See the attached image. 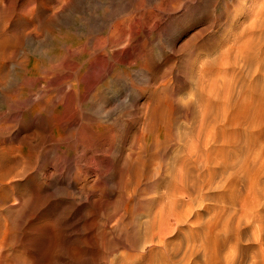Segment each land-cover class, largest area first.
<instances>
[{
  "label": "rangeland",
  "instance_id": "374dc122",
  "mask_svg": "<svg viewBox=\"0 0 264 264\" xmlns=\"http://www.w3.org/2000/svg\"><path fill=\"white\" fill-rule=\"evenodd\" d=\"M1 2H0V21H1V24H3L2 26H1V24H0V26L1 27H4V29L3 30H9V28H10V30H9V32L8 31H4V33H3V31H1L0 32V35L2 34V39H4L3 40V44L4 45H2L1 43H0V60H2V61H0V68H2V67H4V68H2V70H4L3 71V73H2V71H0V79L3 81H0V93H1V95L4 93V94H6V95H2V97H1V95H0V127H2V128H0V130L2 129V133H1V131H0V135H2V136H0L2 139H0V180H1V182H0V264H119L120 262H122V261H124L125 260V258H126V256L125 255H127L128 254V252H132L133 251V247H135V246H139L140 244H139V242H140V234H138V228H139V231H140V224H141V222H142V220L143 219H145L146 218V214L147 213H145L146 211V209H147V207H148V205H149V202L147 201V200H142L141 199V201H140V197L138 198V196L136 195V197L135 196H133V197H129V192H130V189H131V186L133 187V186H136V183H131L129 186H128V183H127V179L129 178V177H127V176H130V175H133V172L131 171V170H129V165H130V159L128 158V153L131 151L130 149H132L133 148V144H134V142H135V140L137 139V137L135 136V135H138L139 134V132H140V129H141V126H139V125H141L142 123H143V115L142 114H144L145 113V109H144V105H145V100H146V98L148 97V96H150V95H153L154 94V96L156 95V94H158L159 93V90L162 92H160L159 94H161V95H158V96H164L165 97V95H166V91H169V90H167V88H169L170 89V91L169 92H172V94L171 93H168V95H169V97H168V95H166L167 97H165L166 99L168 98H170V99H172V100H170L171 101V103H172V107H173V113H172V116L174 117V116H178L177 118L176 117H174L173 119L175 120H173L174 122V124L175 125H173V133H174V135L176 136V135H178L179 134V132H180V126L179 125H185V124H187L188 122H189V120L191 121L192 119H193V115L195 114V111H197V108H196V105H195V103H193V101H192V103L190 102V101H188V100H186V98L188 97V94L189 95H191V93L193 92V89L190 87L191 86V75H189V72H190V74H194L195 72H196V65H198L199 64V59H200V57L199 56H201L202 55V57H203V59L207 62L208 61V59H209V61L208 62H212L211 64H215L214 66H212V65H209L208 64V62H207V64L211 67H209L208 66V68H210L209 70V74H210V72H214L216 69H217V65H218V67H220V71H221V73H220V76H223V75H225L224 77L225 78H228L227 80H224V77H219L220 78V81L222 80V81H226V83H230V84H228L229 86H228V89H227V87H226V84H225V82H224V84H222V83H219V84H221V85H219V86H221L222 87V90H221V87L219 88V90H221V94H219L220 93V91L218 90V87H217V90L216 89H213V91L211 92V90H210V92L208 93V91L209 90H207L206 91V94H209L210 95V93L212 94V93H214L215 94V92L217 93V91H219V93H218V95L217 96H221V98H222V94L224 93V96H223V98L225 97V95H226V93L228 92V90H229V88H231V90H232V92H231V94L234 92L236 95H233V97H231V94H230V97H225L226 99L227 98H229V100L231 99V101H230V103H227L229 100L227 99V101L225 102V98L223 99V101L221 100V98L219 97H217L218 99H216V96L215 95H213V96H210L209 97V95H207V99H211V104H210V102H208L207 104V109H210L209 111H207V113H208V120H211L212 118H214V116H215V111L217 112V110H215V109H218V111L220 112V110H224L225 108H226V111H227V107L229 106L230 108L228 109L229 111H227L228 113H225L224 111L221 113L220 112V118H222L221 119V121L224 119V121H227V122H221V126H222V129L220 130L221 132H223V133H229V134H237V132H238V134H240L241 132H247L249 135L251 134H253V137L254 136H256V137H260V139H261V142H259V143H257V144H255V146H254V149L256 150V153H257V156H258V158H259V160H263L264 159V120H263V122H261L262 124H260V122L259 121H261L262 119H264V110L263 109H261L262 111H263V113H262V111H260L259 110V107H260V105L262 106V104H263V106H264V103H263V101H262V98L264 99V96L262 95L263 93H264V78H263V72H264V63H263V61H264V56H262L263 55V49H264V46H262L264 43V37L263 38H261L262 36H264V34L263 33H261L262 34V36L260 35V34H257V35H260V36H258V37H256V34H255V32L258 30H256V28H252V27H249L248 26V24H250V26H251V21L248 23V21L251 19V17H249V16H251V15H249L250 14V12L249 11H251V5L252 4H250V1H247V2H242L241 3V9H242V11L240 12V14H238V16H237V19H236V22H234L235 24H236V26L234 27V25L233 24H231V26H230V23L229 22H227V23H224L225 22V17H227L228 15L227 14H229V9L227 10V8H228V6L230 5V4H232L233 2H234V0H209L210 2H208V0H207V6L209 7L208 9L209 10H207V12L204 10L205 8H204V6H199V8L197 7L196 8V6H194L192 9H191V11H190V17H189V13H188V15L186 14V16H184V13H185V7H182V6H186L185 4L186 3H188V1L187 2H185L186 0H178V2H177V0H171V2H172V4H170L169 2L166 4V5H164L165 7H164V10H162L161 9V11H160V7H159V9H158V7L155 9V7L157 6L156 4H157V0H153L154 2H156L155 4H153L154 2L152 1V0H140L141 2H139V0H124V1H127V3L126 2H124L123 0H70L71 1V4H70V2H68V1H64V3H63V0L62 1H56V0H46V2H49L50 3V5H48L49 3H45L44 1L45 0H0ZM29 1V3L28 4H26V2H28ZM33 1V2H32ZM73 1V2H72ZM81 1V2H80ZM92 1H94L93 3H92ZM120 1V2H119ZM135 1V2H134ZM137 1V2H136ZM151 1V2H150ZM183 3V5H179V4H182L181 2ZM193 1H195V0H193ZM215 1H217V3H215ZM223 1V2H222ZM241 1V0H240ZM37 2V3H36ZM42 4H41V3ZM44 2V3H43ZM62 2V3H61ZM68 2V3H67ZM87 4V3H92L91 5L90 4H85V3ZM103 2V3H102ZM122 2H124V3H122ZM129 2H130V5H128L129 4ZM147 2V3H146ZM174 2H175V4H174ZM178 4H177V3ZM213 2V3H212ZM249 2V3H248ZM34 3H35V5H34ZM55 4V6L54 5H52V4ZM57 3H60V4H57ZM76 5H75V4ZM84 3V4H83ZM100 3V4H99ZM136 3V4H135ZM142 4L141 5V7H140V4ZM145 3V4H144ZM196 2H193V5L195 4ZM213 5H212V4ZM225 3V4H224ZM244 3H245V5H244ZM248 3V4H247ZM14 4H16V5H14ZM22 4V5H21ZM58 6H57V5ZM63 4H66V5H64L63 6ZM77 4H79V5H77ZM109 4V5H108ZM127 7V8H125V9H122V10H127L128 11V9H130V8H134V6L135 7H140V8H142L141 10L139 9V11L138 12H140V11H142L143 9H145V10H149L148 12L150 13V15H151V17H152V19H155V22H154V20H152V25H150V26H152V27H150L149 28V34H148V36H146L147 38H146V41H148V44L147 45H145V47L147 48H142V49H136L135 51H134V55L135 54H137L138 53V55L140 56H134L133 55V53H130V55L129 54H126L127 56H125L124 54H122V55H120L118 52L117 53H115V55L113 56V58L114 59H109V64L107 63V65H106V63H104L105 61H104V56H102L103 55V53L101 52L102 50H101V47H98L99 46V43H100V41H101V39H102V36H104V34H105V32L107 31V30H109V27H110V25H112L113 23H115V22H117V21H119V20H121L122 18L123 19H125L127 16H128V14H127V12L126 11H123L122 12V10L121 11H119V12H116L115 13V11L113 10L114 8H117L118 6H124V5ZM132 4V5H131ZM134 4V5H133ZM170 4V5H169ZM175 5V7H173L174 5ZM178 6H177V5ZM224 4V5H223ZM244 5V9H243V5ZM5 5V6H4ZM30 5H32V6H30ZM34 5V6H33ZM37 5V6H36ZM40 5V6H39ZM62 5V6H61ZM69 5V6H68ZM71 5V6H70ZM83 5V6H82ZM93 5V6H92ZM152 5H153V7H152ZM156 5V6H155ZM212 5V6H211ZM214 5H217V6H215L214 7ZM220 5V6H219ZM258 5V6H257ZM13 6V7H12ZM21 6H22V8H21ZM44 6V7H43ZM54 6V7H53ZM59 6H61V7H59ZM66 6V8H64ZM68 6V7H67ZM77 6H79L78 8H77ZM82 6V7H81ZM90 6V7H89ZM133 6V7H132ZM144 6V7H143ZM170 8H172V9H170ZM181 6V7H180ZM231 6V5H230ZM229 6V7H230ZM255 6H257V8L255 7ZM15 7L17 8V9H15ZM33 8V7H36V8H34V9H30V8ZM38 7H40V8H38ZM42 7H43V9H42ZM50 7H52L53 9H51ZM58 9V11H57V9ZM72 7V9H70V8ZM84 7V8H83ZM88 7V8H87ZM92 7V8H91ZM94 7V8H93ZM149 7V9H147ZM167 7H168V9H167ZM178 7V9H176ZM214 7V8H213ZM247 7V8H246ZM250 7V8H249ZM30 9V10H27V9ZM47 8H49L47 11H46V9ZM89 8H90V10H89ZM150 8H152V10H150ZM163 8V7H162ZM204 8V9H203ZM212 8V9H211ZM258 8H260V2L257 4V3H255V4H253V10L255 11V10H257ZM2 9V10H1ZM5 9V10H4ZM6 9L8 10V11H10L11 9H12V11H10V14H9V12H7L6 11ZM14 9V10H13ZM20 9V10H19ZM22 9V10H21ZM37 9V10H36ZM55 9V10H54ZM61 9H62V11H61ZM78 9H80V10H78ZM88 9V10H87ZM92 9V10H91ZM99 9V10H98ZM165 9H166V11L167 12H165ZM182 9V10H181ZM194 9H196L195 10V12H194ZM219 9V10H218ZM246 9H247V11H246ZM33 10V11H32ZM39 10V11H38ZM54 10V12H52V11ZM59 10H60V12H59ZM64 10V11H63ZM65 10H66V12H65ZM72 10H74V11H72ZM77 12H76V11ZM82 10H84V12L82 11ZM107 12H106V11ZM158 10V11H157ZM169 10L171 11V12H169ZM174 10V11H173ZM197 10H199V11H197ZM202 10L203 11H205V12H203V14H202ZM211 10L213 11V13H211ZM226 10V11H225ZM4 11V13L2 14V12ZM6 11V12H5ZM13 11H15V12H13ZM19 11V12H18ZM24 13H22V12ZM27 11H29V12H27ZM35 11H37V13L35 12ZM42 11V12H41ZM43 11H45V12H43ZM81 11V12H80ZM163 11V12H162ZM194 13H193V12ZM210 11V13H208ZM244 11V12H243ZM245 11H246V14H245ZM253 11V12H254ZM13 12V13H12ZM25 12H26V14H25ZM34 14H33V13ZM41 12V13H40ZM51 12V13H50ZM63 12H64V15H65V18H64V20L66 19L67 20V22L70 24H68V23H66V21L64 22V20H59L58 18H59V16L61 15V14H63ZM76 12V13H75ZM93 12V13H92ZM94 12H95V14H94ZM104 12H106V14L104 13ZM111 12V13H110ZM114 12V13H113ZM126 12V14H124ZM152 12H153V15H152ZM159 12V13H158ZM160 12H162V13H160ZM165 12V13H164ZM184 12V13H183ZM223 12V13H222ZM6 13H8L7 15H6ZM16 13H18V14H16ZM30 13V14H29ZM50 13V14H49ZM54 13V14H53ZM65 13H67V18H66V14ZM70 13V14H69ZM73 13V14H72ZM110 13V14H109ZM157 13V14H156ZM168 13V15H166ZM176 14V16H175V14ZM183 13V14H182ZM192 13V14H191ZM216 13H217V15H219V16H217L216 15ZM222 13V14H221ZM247 13H248V15H247ZM13 14V15H12ZM19 14H21L20 16H19ZM23 14V15H22ZM46 14H49V15H46ZM53 14V15H52ZM72 14V15H71ZM75 14V15H74ZM85 14V15H84ZM103 14H105L104 16H103ZM107 14H109V16H111V17H108V15ZM114 14V15H113ZM120 14H124L123 16L121 15L120 16ZM170 14L173 16V18H174V20H173V18H172V16H170ZM182 14V15H181ZM195 14V15H194ZM196 14H197V16H196ZM199 14V15H198ZM214 14V15H213ZM223 14H224V17H223ZM245 14V15H244ZM12 15V16H11ZM36 15V16H35ZM40 15V16H39ZM98 15V16H97ZM118 15V16H117ZM194 15V16H193ZM208 15V16H207ZM226 15V16H225ZM241 15H244V16H241ZM1 16H4L3 18L1 17ZM7 16V17H6ZM26 16V17H25ZM33 16V17H32ZM35 16V17H34ZM42 16V17H41ZM48 16V17H47ZM50 16H52V17H54V18H56L57 17V19L59 20L56 24H57V26H55L54 24H52V25H50V26H48V21H49V17ZM68 16H69V18H68ZM92 16V17H91ZM97 16V17H96ZM114 16V17H113ZM169 16V17H168ZM188 16V17H187ZM200 16V17H199ZM204 16V17H203ZM207 17V19H206V17ZM211 17L210 19L208 18V17ZM213 16H214V18H216V20L213 18ZM220 16L222 17V18H220ZM9 17V18H8ZM18 17H19V19H18ZM20 17H21V20H22V17H23V22L25 23H23L22 21L20 22V21H18V20H20ZM73 17V18H72ZM83 17V18H82ZM104 17V18H103ZM154 17V18H153ZM160 17V18H159ZM168 17V18H167ZM181 17V18H180ZM184 17V18H183ZM199 17V18H198ZM250 18L249 20H245V18ZM4 18H6L7 19V22H8V24H7V26H6V24H4L6 21V19H4ZM29 18H32V19H29ZM34 18V19H33ZM80 18L83 20H80ZM109 20H108V19ZM113 18H115V19H113ZM119 18H121V19H119ZM157 18V19H156ZM172 18V19H171ZM176 18H177V20H176ZM180 18V19H179ZM183 18V19H182ZM187 18H189V20L187 19ZM201 18V19H200ZM220 18V19H219ZM223 18H225L224 20H223ZM246 18V19H247ZM10 19V20H9ZM17 19V20H16ZM38 19H39V21H38ZM42 19V20H41ZM45 19V20H44ZM69 19V20H68ZM91 19V20H90ZM97 19V20H96ZM122 19V20H123ZM169 19V20H168ZM178 19H179V21H178ZM187 19V20H186ZM191 19H192V21H191ZM206 19V20H205ZM12 20H13V22H12ZM29 20H31L30 22H29ZM106 20V21H105ZM114 22H113V21ZM117 20V21H116ZM168 20V21H167ZM176 20V21H175ZM185 20V23L184 22H182V21H184ZM214 20V21H213ZM219 20V21H218ZM239 20V21H238ZM5 21V22H4ZM10 21V22H9ZM27 21V22H26ZM70 21H71V23H70ZM88 21V22H87ZM90 21V22H89ZM96 21V22H95ZM109 21H111V22H109ZM157 21H159V22H161V24L159 23V22H157ZM164 21V22H163ZM174 21V22H173ZM189 21V23H186V22H188ZM223 21V22H222ZM3 22V23H2ZM36 22V23H35ZM42 22V23H41ZM62 22V23H61ZM65 24H64V23ZM99 22V23H98ZM105 22V23H104ZM111 23V24H107V23ZM154 22V23H153ZM167 24H166V23ZM218 22V23H217ZM14 23V24H13ZM16 23V24H15ZM18 23V24H17ZM19 23H21V24H19ZM45 23H47V24H45ZM81 23V24H80ZM95 23V24H94ZM102 23V24H101ZM156 23H157V25H156ZM162 23H163V25L165 26H163L162 25ZM165 23V24H164ZM177 23L179 24V26L177 25ZM240 23H242V24H240V26H237V25H239ZM9 24H11V25H9ZM24 24V25H23ZM30 24V25H29ZM61 24V25H60ZM92 24H94L95 26H93ZM104 24V25H103ZM185 24V25H184ZM215 25V24H217V25H215V26H213V25ZM223 27V29H222V31H221V29L220 28H222L220 25ZM224 26H223V25ZM5 25V26H4ZM14 25H16V26H14ZM17 25H19V26H17ZM21 25H22V27H21ZM35 27H34V26ZM43 25V26H42ZM47 25V26H46ZM55 27H54V26ZM92 25V26H91ZM102 25V28L100 27ZM109 25V26H108ZM154 25H156L157 27H155ZM159 25L161 26V27H159ZM168 25V26H167ZM226 25V26H225ZM228 25L231 27V28H228ZM244 25H245V27H246V25L249 27V28H247V29H245V28H242V27H244ZM10 26V27H9ZM14 26V27H13ZM24 26V27H23ZM30 28H29V27ZM37 26V27H36ZM42 26V27H41ZM68 27V29L66 28V27ZM90 28H89V27ZM0 27V30H2V28ZM17 27V29H15V30H13V28H16ZM19 27H21V29L19 28ZM34 27V28H33ZM39 27V28H38ZM50 27V30L52 31V32H54V33H56L57 35H59L61 38H63V37H66V36H64V33H65V35H67V37H71V36H75V38H76V41H77V43L74 45V46H72V48L69 50V52L68 51H66V50H64V47H62V45H60V44H58V43H56V42H54L53 40H52V36L51 35H49V33H47L48 31H47V28H49ZM53 27L55 28V30L53 29ZM56 27H58L57 28V30H56ZM76 27H78L77 29H75ZM99 27H100V30H99ZM168 29H167V28ZM172 27V28H171ZM204 27V28H203ZM225 27H226V29L227 30H230V32H228V31H226L225 30ZM241 27V28H240ZM7 28V29H6ZM25 28H26V30H25ZM27 28H29V29H27ZM31 28H33L34 29V31H36V32H34L33 31V29H31ZM86 28V29H85ZM94 28V29H93ZM97 28H98V30H97ZM108 28V29H107ZM155 28V29H154ZM161 28V29H160ZM162 28H164L165 30H163ZM171 28V29H170ZM233 28H235L234 30H233ZM239 30V31H237V29ZM253 29V30H255L254 32H252L251 31V33L249 32L250 30L249 29ZM19 29V30H18ZM44 29V30H43ZM59 29V30H58ZM92 31H91V30ZM96 29V30H95ZM102 29V30H101ZM107 29V30H106ZM156 29H157V31L158 32H156ZM242 29H244L246 32L244 33L243 31H242ZM32 30V31H31ZM43 30V31H42ZM46 30V31H45ZM76 30V31H75ZM90 30V31H89ZM154 30V31H153ZM169 30H173L172 32L171 31H169ZM201 30V31H200ZM216 30V31H215ZM231 30H233L234 31V34H232L233 33V31H231ZM18 31V32H17ZM20 31H21V33H20ZM24 31V32H23ZM59 33H58V32ZM96 31H98L97 33L98 34H96ZM166 31V32H165ZM170 33H172V34H170ZM176 31V32H175ZM222 33V32H224V33H220V32ZM242 31V32H241ZM247 31H248V34L250 33L251 35L252 34H255V35H253V36H251V38H250V36L248 35V34H246L247 33ZM38 32V33H37ZM39 32H40V34H39ZM44 32V33H43ZM76 32H78V33H76ZM92 32V33H91ZM157 33V34H153V33ZM163 32V33H162ZM7 33V34H6ZM9 33V34H8ZM10 33H14L13 35L14 36H12V38H15L14 40L11 38V35H10ZM27 33V34H26ZM31 33V34H30ZM43 33V34H42ZM88 33H90V34H88ZM167 33V34H166ZM170 34V37H169V34ZM175 33V34H174ZM193 33V34H192ZM217 33H220V34H217ZM5 34V35H4ZM18 36H17V35ZM26 34V35H25ZM48 34V35H47ZM102 34V35H101ZM159 34V35H158ZM228 35V37H226L227 35ZM237 34V36H236V38H237V43H235L236 42V38H235V35ZM242 34H244L245 36H248V37H245V39L244 38H242L240 35H242ZM6 36L5 38H4V36ZM15 35H16V37H15ZM21 35V36H20ZM23 35L25 36L24 37V39L22 38L23 37ZM29 35V36H28ZM37 37H39V38H37ZM43 35V36H42ZM93 35H95V37L93 36ZM96 35H101L100 36V38H97V37H99V36H96ZM219 35H221V36H219ZM232 35H234V37L233 38H235L234 40L233 39H231L232 37L231 36ZM244 35H243V37H244ZM31 36V37H30ZM41 36V37H40ZM47 36V37H46ZM63 36V37H62ZM161 38H160V37ZM176 37V39H175V37ZM224 36V37H223ZM255 36V38H257V39H255V41L256 42H258V41H260V43L262 44H260L261 45V47H263L262 48V51H261V47H260V45H258V46H255V44H256V42H254V39H252V37H254ZM8 37V38H7ZM26 37H27V39H26ZM48 37L50 38V39H48ZM89 37V38H88ZM94 37V38H93ZM152 37V38H151ZM167 37V38H166ZM219 37V38H218ZM231 37V38H230ZM0 38V39H1ZM8 39V41H7V39ZM10 38V39H9ZM20 38V39H19ZM37 38V39H36ZM42 40H41V39ZM45 38V39H44ZM47 38V39H46ZM80 38V39H79ZM158 38V39H157ZM217 38V39H216ZM225 38L229 41H227V40H225ZM230 38V39H229ZM238 38L240 39V40H238ZM247 38V39H246ZM261 38V39H260ZM31 39L33 40V41H31ZM88 39H89V41H88ZM97 40V41H95V40ZM152 39V40H151ZM218 39H220V41L218 40ZM223 39V40H222ZM11 42H13V43H11ZM17 40V41H16ZM28 40H30V41H28ZM34 40H36L37 41V43H35V41ZM40 40V41H39ZM48 41V42H46V41ZM90 40H91V43H90ZM92 40H94V41H92ZM99 40V41H98ZM167 40V41H166ZM212 40H213V42H212ZM231 40H233V41H231ZM246 40H248V42H249V46L248 47H250L251 46V44H252V42H254L253 44H254V46L256 47V50H255V47L253 46V47H251L250 49L248 48V47H246V43H248ZM251 40V41H250ZM253 40V41H252ZM23 41H25L26 43H24ZM150 41H152V42H150ZM192 41V42H191ZM215 41L218 43V44H216L215 43ZM221 41L223 42V43H221ZM235 41V42H234ZM238 41H240V46H244V47H240L238 44H239V42ZM246 43H245V42ZM261 41H263V42H261ZM22 42V43H21ZM34 42V43H33ZM40 42V43H39ZM43 42H45V43H43ZM150 42V43H149ZM168 42V43H167ZM176 44H175V43ZM209 44V46H210V44H211V46L210 47H207L208 46V44ZM209 42H211V43H209ZM233 42L236 44H234V46L235 47H233L232 45H233ZM244 44V45H242V43ZM6 43V44H5ZM17 44V45H15V44ZM19 43V44H18ZM31 43H33L32 45H31ZM43 43V44H42ZM84 43V44H83ZM94 43V44H93ZM160 43V44H159ZM162 43V44H161ZM190 43V44H189ZM192 43V44H191ZM212 43H213V45L214 44H216V46L214 45H212ZM225 43H229V45L227 46ZM232 43V44H231ZM251 43V44H250ZM11 44V45H10ZM41 46H40V45ZM82 44L83 45H86V48L84 47V46H82ZM93 44V45H92ZM95 44L96 45H98V46H95ZM159 44V45H158ZM167 44V45H166ZM169 44V45H168ZM171 44V45H170ZM222 44V45H221ZM224 44V45H223ZM257 44H259V43H257ZM256 44V45H257ZM1 45H2V47H1ZM6 45V46H5ZM14 45V46H13ZM36 46V45H38L39 46V48H38V46L37 47H35V49L37 48L38 50H40V47L42 48V49H46V51H51L52 50V52H56V51H59V50H62L63 49V51L64 52H67V53H69L68 55H69V58L70 59H68V60H65V62H70V66L69 67H67V69L65 68V69H62V68H64V65L65 64H63V67H61L60 68V72H58V73H60V74H56V75H54V74H49L47 71H44V65H51L52 63L54 64V62L53 61H55V59L53 58V56L52 55H43V54H38V50L36 49V51H33L34 50V47L33 46ZM59 45V46H58ZM81 45V46H80ZM92 47H91V46ZM155 45H158V46H155ZM163 46V47H161V46ZM205 45H207V46H205ZM226 45V46H225ZM10 46V47H9ZM19 46H21V47H19ZM95 46V47H94ZM212 46H213V48H212ZM221 46H223V47H221ZM9 47V48H8ZM19 47V48H18ZM23 47V49H21ZM30 47V48H29ZM83 47H84V50H82L83 49ZM98 47V48H97ZM198 47V48H197ZM217 47H218V49L220 50V52L218 51V49H217ZM227 49H226V48ZM2 48V49H1ZM20 51H17V49ZM62 48V49H61ZM80 48V49H79ZM82 48V49H81ZM149 48V49H148ZM153 50H152V49ZM169 48V49H168ZM196 48H197V51L198 52H196ZM200 48V49H199ZM207 48H209V49H207ZM217 49V52H216V50L215 49ZM223 48V49H222ZM229 48H231L230 50H231V52H229L230 50H229ZM237 48H238V50L240 49V48H245V49H247V51L244 53V51H245V49H243L241 52H240V50L238 51L237 50ZM4 49V50H3ZM16 50V52L15 53H13L15 50ZM30 49V50H29ZM75 49H77L79 52H80V54H79V52L77 51V50H75ZM86 49V50H85ZM95 49V50H94ZM99 49V50H98ZM199 49V50H198ZM204 49V50H203ZM221 49L222 50H228V52H226V53H228L227 54V57L231 60L232 58H236L237 59V57H235V55H234V52L235 51H238V52H240V54H241V58L239 57V55H238V58H240V59H237V60H239L241 63H239V61H237V63H235L236 61L234 60H229L228 62H225L226 60H227V58L226 59H223L224 57H226V53H225V51L223 52V51H221ZM235 51H234V50ZM249 49V50H248ZM260 49V50H259ZM12 50H14V51H12ZM72 50V51H71ZM91 50H93V51H91ZM98 50V51H97ZM150 50V51H149ZM162 50V51H161ZM201 50V51H200ZM203 50V51H202ZM206 50V51H205ZM232 50H233V53H232ZM252 50V51H251ZM261 51V52H263V53H257L258 51ZM3 51V52H2ZM22 51H24V54H23V52ZM74 51H76V52H78V54L76 53V52H74ZM95 51V53H92V52H94ZM137 51H140V52H137ZM199 51H200V53H199ZM210 51V52H209ZM257 51V52H256ZM22 52V54H20ZM34 52V53H33ZM36 52V53H35ZM84 52V53H83ZM97 52H99V53H102V54H99V53H97ZM137 52V53H136ZM142 52V53H141ZM158 54H157V53ZM212 52V53H211ZM214 52H215V54H214ZM223 54H222V53ZM238 52H235V53H238ZM254 52H255V54H254ZM5 53H7V54H5ZM11 53V54H10ZM20 55H19V54ZM25 53H28V54H25ZM67 53H66V55H67ZM144 53V54H143ZM146 53H147V55H146ZM149 53V54H148ZM198 53V54H197ZM210 54L209 56L208 55H206V54ZM218 53V54H217ZM219 53H221L223 56H220L221 54H219ZM224 53H225V55H224ZM229 53H231V54H229ZM242 53H243V55H242ZM253 55H252V54ZM1 54H2V57H1ZM5 54V55H4ZM74 54V55H73ZM92 54V55H91ZM98 54V55H97ZM133 56H132V55ZM141 54V55H140ZM150 54L152 55V56H150ZM160 54V55H159ZM219 55V57L221 58L222 57V59L224 60H222L221 59V61L219 62V60L220 59H217V58H219V57H217V55ZM244 54H246L247 56L245 57V60L247 59L248 61H249V59L251 60V59H253V58H255V59H253V60H255V62H256V56L258 57V58H262L263 57V59H259V60H257V64L255 65V63H254V61H253V64H251L252 62H249L250 64H249V66L251 67H253V68H255L256 66L258 67V69H260L261 67H260V65H261V63H263L261 66H263V69L261 70H258V72H254V69H249V66H248V61H246V63H244L245 61H241V59L243 60V58L242 57H244ZM249 54H250V56L252 55V57H250L249 56ZM262 54V55H261ZM6 55H8V56H6ZM10 55V56H9ZM23 55V56H22ZM41 55V56H40ZM54 55H56L55 53H54ZM72 55V56H71ZM82 55V56H81ZM90 55V56H89ZM100 55V56H99ZM154 55H156V56H154ZM168 55H170V57L168 56ZM172 55V56H171ZM212 55V56H211ZM232 57V58H230V56ZM52 56V57H51ZM80 56V57H79ZM120 56H122V57H120ZM131 57H133V58H131L132 59V61L130 60V58ZM143 56V57H142ZM144 56H145V58H144ZM158 56H160V57H158ZM167 56V57H166ZM189 56H191V57H189ZM209 58H208V57ZM260 56H262V57H260ZM13 57V58H12ZM16 57V58H15ZM24 57V58H23ZM25 57H27L26 59H25ZM97 57V58H96ZM101 57V58H100ZM103 57V58H102ZM117 57H120V58H122V59H120V58H117ZM142 57V58H141ZM150 57V58H149ZM152 57V58H151ZM155 57H157V58H155ZM215 57H216V59H215ZM250 57V58H249ZM10 58H12V59H10ZM17 58H19V59H17ZM48 58H50V59H48ZM68 57H66V59H67ZM91 58V59H90ZM116 58H117V60H116ZM126 58H127V61H125L126 60ZM137 58V59H136ZM148 59L149 58V60H147L148 62H151V63H149L150 64V70L147 72V71H139L138 72V70H136L135 69V67H137V65H138V63H140V62H143L144 61V59ZM160 58H161V60H160ZM173 58V59H172ZM196 58V59H195ZM208 58V59H207ZM214 58V59H213ZM28 59V60H27ZM53 59V61H51ZM74 61H72V60ZM95 59H98V60H95ZM124 59V60H123ZM136 59V60H135ZM9 62H8V61ZM17 60H20L21 62H22V64H24V63H26V61L29 63V71H31V64H33L35 61H39L43 66H41V68H38V69H33L31 72H29V73H25L24 71H22V69H21V67H20V63L17 61ZM23 60V61H22ZM24 60H26V61H24ZM87 60V61H86ZM95 60V62H93ZM100 60V61H99ZM111 60V61H110ZM115 60V61H114ZM120 60L124 63V64H122V62H120ZM128 60L130 61V64L128 65ZM154 61V63H152L153 61ZM156 60V61H155ZM160 60V61H159ZM189 60V61H188ZM214 60V61H213ZM216 60V61H215ZM71 61H72V63H71ZM88 63H86V62ZM93 62V65H92V62ZM97 61H99L98 63L99 64H97V65H101V66H103L104 67V69H102L103 67H99V66H97L96 65V63H97ZM112 61H114V62H112ZM157 61L159 62V63H157ZM166 61V62H165ZM187 61H188V63H187ZM258 61H259V65H258ZM24 62V63H23ZM52 62V63H51ZM56 62V61H55ZM76 62V63H75ZM89 62H90V64H89ZM162 62H164L163 64H161ZM214 62V63H213ZM217 62V63H216ZM220 63V65H219V63ZM224 62V63H223ZM232 64H230V63ZM234 62V63H233ZM7 63H9L10 65H12V67H11V69H10V65H8ZM12 63V64H11ZM74 63L76 64V71H78V73H81V75L83 76H86V75H88V74H90V76L88 75V76H86V77H84L85 79H87V80H89V84L87 83V85H88V88H87V85H85V88L83 89V91H88L90 94L91 93H95L96 92V96L95 97H97V94L99 93V92H97L95 89H96V86H98V87H100V93L99 94H101L100 95V97H97V98H95V101H93V102H91V106H92V108H87L85 105H83L82 103L83 102H81V100H83V98H85L86 97V99L88 98L87 96H89V97H91V95L90 94H88V92H86L85 91V97L83 96L79 101L78 100H76V102H74V105L72 104V106L71 107H69V108H67V114H69V116L66 114V115H64L65 117H63V120H61V122H62V125L61 124H59V123H57L56 124V121H55V123H54V119L51 117H49V115H51L52 116V113L54 112V113H56V111L57 110H63V109H66V107H65V105L64 104H62V99L63 98H61V96L63 95V83H62V78H61V76H63V75H67V76H69V75H72L74 72H76L75 71V67H74ZM77 63H79V64H77ZM103 63L105 64V65H103ZM111 63V64H110ZM198 63V64H197ZM226 63H229L230 65L228 66V64L227 65H223V64H226ZM2 64H4V65H2ZM52 64V65H53ZM97 66H95V65ZM113 64V65H112ZM152 64H154V66L152 65ZM161 66H160V65ZM170 64V65H169ZM186 64V65H185ZM193 64H194V66H193ZM222 64V65H221ZM233 64H235V66L233 65ZM79 65V66H78ZM82 65V66H81ZM89 65H91L92 67V69L89 67ZM187 66V67H184V66ZM188 65L190 66V67H188ZM240 66V69H239V66ZM248 67H247V66ZM9 66V67H8ZM13 66H14V68H15V70H14V68H13ZM78 66V67H77ZM85 66H87L86 68H85V70L83 71V69H84V67ZM106 66V67H105ZM112 66V67H111ZM159 66V67H158ZM163 66V67H162ZM222 66V67H221ZM227 66V67H226ZM230 66H233L234 68L232 69V67H231V69H230ZM237 66V67H236ZM7 67H8V69H7ZM70 67H72V72L70 71ZM74 67V68H73ZM108 67V68H107ZM110 67H111V69H110ZM115 67H118V69L117 70H121L120 72H119V74H121V72L123 71V70H126V71H129V75H128V79L127 78H122V79H125V80H121V78L119 79V78H112V74H113V69L115 68ZM151 67H152V69H151ZM157 69H156V68ZM192 67V68H191ZM223 67H226V68H228V69H230V70H228V74H227V72H225L226 74H224V72H223V70H225V69H223ZM242 67H243V69H244V71H243V73H245V74H243V73H241L240 71H242L243 69H242ZM244 67H246V68H244ZM256 67V68H257ZM80 68V69H79ZM90 68V69H89ZM102 69V72L99 70V69ZM107 68V69H106ZM126 68V69H125ZM180 68V69H179ZM189 68H191V69H189ZM194 68V69H193ZM213 68H216V69H213ZM222 68V69H221ZM249 69V71H248V69ZM42 69V70H41ZM62 69V70H61ZM79 69V70H78ZM98 69V70H97ZM155 69V70H154ZM186 69H188V70H186ZM213 69V70H212ZM235 69V70H234ZM237 69V70H236ZM246 69H247V72H246ZM7 72H6V71ZM63 70H65V72L63 71ZM88 70V71H87ZM92 70H93V72H94V70H95V73L97 72V73H100L99 75L101 76H99L98 74H95V73H92ZM111 70V72H107V71H110ZM136 70V71H135ZM152 70V71H151ZM159 70V71H158ZM186 72H185V71ZM194 72H193V71ZM212 70V71H211ZM227 70V69H226ZM238 70H240L239 72L241 73H239L238 72ZM251 70V71H250ZM9 71V72H8ZM12 71V72H11ZM16 71V73H14L13 74V72H15ZM62 71V72H61ZM91 71V72H90ZM150 71H151V73H150ZM163 71V72H162ZM187 71H188V73H187ZM235 71V72H234ZM237 71V72H236ZM261 71H262V73H261ZM5 72V73H4ZM46 72V73H45ZM68 72V73H67ZM70 72V73H69ZM87 72V73H86ZM89 72V73H88ZM132 72V73H131ZM134 72V73H133ZM146 72V73H145ZM161 72V73H160ZM185 72V73H184ZM193 72V73H192ZM229 72H234V73H229ZM252 72H254V73H256V75L254 74V73H252ZM1 73H2V75H1ZM10 73V74H9ZM40 73V74H39ZM48 73V74H47ZM77 73V72H76ZM85 73V74H84ZM91 73H92V78H91V82H90V77H91ZM106 73H108V75L110 76H108ZM111 73V74H110ZM150 73V74H149ZM156 74V75H154V74ZM159 73V74H158ZM164 73V74H163ZM240 74V75H237V74ZM249 73H250V75H249ZM259 73V74H258ZM9 74V75H8ZM23 74H25V76L23 75ZM95 74V75H94ZM106 74V75H105ZM132 74H139V75H137V76H134V77H132ZM147 74V75H146ZM153 74V75H152ZM163 74V75H162ZM187 74V75H186ZM234 74H236V75H234V80H233V82L231 81L232 80V77H233V75ZM247 74V75H246ZM254 74V75H253ZM15 75V76H14ZM26 75H27V77H30V78H28V79H26L27 77H26ZM40 75V76H39ZM50 75V76H49ZM58 75H60L59 76V78L57 77ZM76 75L77 74H75V78H74V80H76ZM160 75H162V76H160ZM187 77H186V76ZM227 75H229V76H227ZM245 75V76H244ZM248 75L250 76V77H248ZM259 75V76H258ZM263 75V76H262ZM3 76V77H2ZM6 76V77H5ZM11 76V77H10ZM23 76H24V78H23ZM44 76H48L49 77V81H48V84H47V81H45L44 79H42ZM54 76H56L55 78H53ZM96 76H99V77H96ZM105 76V77H104ZM107 76V77H106ZM152 76V77H151ZM190 76V77H189ZM219 76V75H218ZM231 76V77H230ZM236 76V77H235ZM241 77V78H239L238 79V81L240 82V83H238V87H237V83H235L236 82V79L238 78V77ZM251 76L253 77L252 79H254V80H251ZM257 76H258V78H257ZM32 77V78H31ZM35 77V78H34ZM38 77H40V78H38ZM50 77H52V78H50ZM89 79H88V78ZM109 77V78H108ZM131 77V78H130ZM142 77V78H141ZM169 77V78H168ZM263 79H262V78ZM3 78V79H2ZM5 78H6V80H5ZM13 80H12V79ZM37 78V79H36ZM93 78H96L95 80L96 81H93ZM97 78H99V80L97 79ZM130 78V79H129ZM137 78L139 79L140 78V80H138L137 81ZM145 78V79H144ZM159 78V79H158ZM218 78V77H217ZM229 78H230V80H229ZM236 78V79H235ZM242 78H244V79H246V82H244L243 80L244 79H242ZM248 78H250V80L248 79ZM260 81V78H261V82H259L257 79ZM16 79V81H14ZM21 79H23L22 80V82H21ZM29 79H31V80H29ZM33 79H35V80H33ZM55 79V81H53ZM57 79V80H56ZM101 79V80H100ZM116 79V81L119 79L120 80V82H118L117 81V83H116V81L114 82L113 80H115ZM133 79V80H132ZM156 79V80H155ZM158 79V80H157ZM160 79H161V81H160ZM166 80L165 82L164 81H162V80ZM188 79V80H187ZM240 79L243 81L242 83L244 84H242L241 83V81H240ZM248 79V80H247ZM5 80V81H4ZM12 80V81H11ZM18 80L21 82V83H23V84H20V82H18ZM24 80H26V81H28V84H27V82L25 81V83H24ZM59 80V82H57ZM60 80H61V82H60ZM142 80V81H141ZM147 80V81H146ZM151 80V81H150ZM187 80V81H186ZM219 80V79H218ZM255 80L257 81L256 83L258 84L259 83V85H257V86H259V87H257L256 86V84H255ZM31 81H36V82H31ZM53 81V82H52ZM100 83H99V82ZM102 81V82H101ZM106 81H108V83H105ZM129 81V82H128ZM134 81H136V82H134ZM141 83H140V82ZM152 81H154V82H152ZM157 81V82H156ZM162 82V84L161 83H159V82ZM169 81V82H168ZM172 81V82H171ZM186 81V82H185ZM219 81V82H220ZM221 81V82H222ZM227 81H229V82H227ZM231 81V82H230ZM247 81H249V82H247ZM263 81V82H262ZM5 82V83H4ZM10 82H11V84H12V86H9L10 85ZM12 82H14V83H12ZM15 82H17V84L15 83ZM93 82H95L96 83V85H95V83H93ZM123 82V83H122ZM135 84H134V83ZM164 82V83H163ZM168 83V84H172V86H169V85H167V84H165V83ZM183 82V83H182ZM252 82V83H251ZM4 85H3V84ZM32 84V86H31V84ZM42 85H41V84ZM56 83V84H55ZM61 83V84H60ZM112 83V84H111ZM124 83L126 84L125 86H124ZM147 83V84H146ZM185 83V84H184ZM187 83V84H186ZM232 83H234L233 85H232ZM249 85H252L253 87H254V89H256V88H258L257 90H256V92L257 93H260V94H258L257 95V93L255 92V90L253 89V87L251 86H249L248 87V84ZM255 85H254V84ZM261 83V84H260ZM6 84V85H5ZM27 84V85H26ZM30 84V85H29ZM40 84V85H39ZM43 84H44V86H43ZM60 84V86L58 87V85ZM120 84V85H119ZM135 88V89H133V87L131 86V85ZM134 84V85H133ZM141 86H139V85ZM161 84V85H160ZM242 84V85H241ZM247 85V87L245 88L244 86H246ZM2 85V86H1ZM15 87H17V88H19L20 87V90H16L15 89V91L13 90L14 89V86ZM26 85V86H25ZM47 85V86H46ZM53 85V86H52ZM94 85V86H93ZM123 85V86H122ZM129 86V90L131 91L132 89V91L130 92L129 90H128V86ZM141 88H139L138 86ZM145 85V86H144ZM158 85H160L159 86V88L158 89H154V87L155 88H157V86ZM166 85V86H165ZM188 85V87H186V86ZM223 85V86H222ZM224 85H225V87H224ZM239 85H240V87H239ZM261 85H262V87H261ZM5 86V87H4ZM6 86H8V87H6ZM27 86H29V87H27ZM34 86V87H33ZM39 86H41V87H39ZM46 86V88H44ZM49 86H51V87H56V88H54V89H56V91H57V94L55 93L56 91H54V90H52V89H49L48 87ZM144 86V87H143ZM147 86V87H146ZM163 86V87H162ZM169 86V87H168ZM174 86V87H173ZM232 86V87H231ZM234 86V87H233ZM22 87V88H21ZM32 87V88H31ZM103 87V88H102ZM108 87V88H107ZM138 87V88H137ZM143 87V88H142ZM150 87V88H149ZM162 87V88H161ZM170 87H172V88H174V89H172V88H170ZM186 87V88H185ZM226 88L225 90H227L226 91V93H225V91H223V89L224 88ZM243 87H244V90H243ZM263 88V89H261V88ZM6 88V89H5ZM7 88H8V90H7ZM30 88H31V90H30ZM39 88V89H38ZM90 88V89H89ZM117 88H118V90H117ZM121 88V89H120ZM126 88V89H125ZM132 88V89H131ZM137 88V89H136ZM178 90H177V89ZM187 89V91L185 90V89ZM233 88V89H232ZM242 88V89H241ZM252 88V89H251ZM45 89V90H44ZM47 89H48V91H47ZM92 89V90H91ZM105 91H104V90ZM114 89V90H113ZM126 90V92H124L125 90ZM143 89V90H142ZM156 90V91H154V90ZM163 91H162V90ZM172 89V90H171ZM191 89H192V91H191ZM235 89V90H234ZM239 89H241L242 91H244V92H242L241 90V92H242V95H241V92L239 91ZM248 91V89H249V94L251 95V93L253 92V94H252V96H250V95H247L248 94V92L246 91V90ZM251 89V90H250ZM5 90V91H4ZM38 92H37V91ZM49 90H51V91H49ZM59 90V91H58ZM61 90V91H60ZM94 90V91H93ZM110 90H111V92H110ZM122 90H123V93H118V92H122ZM128 90V91H127ZM136 90V91H135ZM180 90V91H179ZM182 90V91H181ZM214 90H216V91H214ZM253 90V91H252ZM262 92V94H261V92ZM13 91L15 92V93H13ZM17 91V92H16ZM39 91H40V93L41 94H43L41 97H40V93H39ZM48 92V94H47V92ZM52 91H53V94H50V92L52 93ZM91 91V92H90ZM139 91V92H138ZM144 91V92H143ZM147 93H146V92ZM154 91V92H153ZM187 93H185V92ZM191 91V92H190ZM222 91H223V93H222ZM246 91V92H245ZM10 92H12L11 94H12V96H11V94H10ZM28 92H29V94H28ZM45 94H44V93ZM102 92V93H101ZM109 92V94H106V93H108ZM134 92L136 93V94H134ZM140 92H141V94H140ZM150 92V93H149ZM152 92V93H151ZM156 92H158V93H156ZM251 92V93H250ZM17 93H19V96L17 95ZM31 93V94H30ZM34 93H35V95H34ZM37 93H39V94H37ZM61 95H60V94ZM114 93H115V96H114ZM131 93V94H130ZM132 93H133V95H132ZM156 93V94H155ZM177 93V94H176ZM229 93H230V90H229ZM229 93H227V94H229ZM239 93H240V95H239ZM243 93H244V95H243ZM245 93H246V95H245ZM254 93H255V95H254ZM16 94V95H15ZM50 94V95H49ZM88 94V95H87ZM99 94H98V96H99ZM112 94H113V96H112ZM120 94V95H119ZM129 94V95H128ZM147 94H148V96H147ZM205 94V95H206ZM32 95H33V97H32ZM39 95V99H38V101H37V99H35V98H37L36 96H38ZM47 95V96H46ZM51 95H56L55 97V99L54 100H52V98H54V96L51 98L50 97V101H49V96H51ZM60 95V96H59ZM105 95H107V98H106V96ZM111 95V96H110ZM127 95V96H126ZM131 95V96H130ZM134 95H136V96H134ZM144 95V96H143ZM171 95V96H170ZM181 95V96H180ZM184 95H186V98H185V96ZM243 96L242 98H245L244 96H246V97H249V98H251V100H252V103L255 105V104H260L259 106H258V109H257V106H255V112H254V107H253V105H251V104H249L248 105V103H250V99L248 98V99H242L241 97H239V96ZM257 95V96H256ZM259 95H261V96H259ZM6 96V97H5ZM8 96H10V97H8ZM34 98V96H35V98L33 99V101H32V98ZM102 96H105V99L102 97ZM147 96V97H146ZM158 96H155L156 98L158 97ZM177 96H179V97H177ZM183 96V97H182ZM226 96H229V95H226ZM235 96L237 97V99L235 98ZM4 97V98H3ZM8 97V98H7ZM16 97H17V99H18V101L16 102ZM46 97V98H45ZM63 97V96H62ZM109 97H111V98H109ZM125 97H126V99H125ZM128 97V98H127ZM130 97H132L131 98V100L129 99ZM178 98V100H179V98H180V100H181V102L179 101V102H177L176 100H177V98ZM259 97H261V99H258ZM5 98H6V100H5ZM31 99V103L30 102H28V100H30ZM59 100H58V99ZM61 98V99H60ZM98 98H100L99 100H97ZM116 98V99H115ZM173 98H175V99H173ZM212 98H215V102H214V99H212ZM234 98V99H233ZM241 98V99H240ZM11 101H10V100ZM12 99H15V100H13L12 101ZM21 99H22V101H21ZM26 99V100H25ZM28 99V100H27ZM42 99V100H41ZM46 99H48V101L49 102H51L50 104H49V102L46 100ZM104 100V101H102V100ZM109 99H111V100H109ZM125 99V100H124ZM143 99V100H142ZM145 99V100H144ZM232 99H233V101H232ZM235 99H236V101H238L240 104L238 105V103H237V106L235 105L236 104V101H235ZM238 99H240V100H242V101H244V100H246V101H244V102H242V101H240V100H238ZM2 100H4L3 102H2ZM9 100V101H8ZM24 100V101H23ZM34 100L36 101V102H34ZM42 102H41V101ZM52 100V101H51ZM101 100V101H100ZM130 100V102L131 101H133L132 103H130L129 104V101ZM134 100H135V102H134ZM141 100V101H140ZM174 100V101H173ZM185 100V101H184ZM209 100H207V101H209ZM217 100H219V102H221V104L223 103V105L221 106V104L219 103V102H217ZM249 102H248V101ZM262 102H261V101ZM44 101V102H43ZM45 101H47L48 103H47V105H49V106H47V105H45L46 104V102ZM53 101H57V103L56 102H54V103H52ZM59 101V102H58ZM60 101H61V104H60ZM105 101H111L110 103L109 102H105ZM123 101H125L126 103H124ZM186 101H187V104H194V107H195V109L194 108H192L193 106L192 105H188V106H186L187 104H186ZM7 102V103H6ZM8 102H9V104L10 103H12V104H8ZM15 102V103H14ZM18 102H19V104H18ZM21 102V103H20ZM27 102V103H26ZM45 103V104H41V103ZM81 102V103H80ZM97 102V103H96ZM103 102H105L106 103V105L105 104H102ZM174 102L176 103L175 105H174ZM184 102V104L183 105H181L182 103ZM190 102V103H189ZM232 102H235V104L234 103H232ZM246 102H248L247 104H246ZM4 103H6V104H4ZM27 105H26V104ZM40 103V104H39ZM56 103V104H55ZM78 103H80L79 105H78ZM98 103H100V105L98 104ZM140 103V104H139ZM178 103V104H177ZM217 103V104H216ZM225 103V104H224ZM226 103L228 104V106L226 105ZM231 103L235 106H232V107H234L233 109H232V107H231ZM244 103V104H243ZM14 104V105H13ZM16 104V105H15ZM23 106H22V105ZM28 104H29V107H27L28 106ZM133 104V105H132ZM142 104H144V105H142ZM218 104H220V106H217V107H213V109H214V111H213V109H212V106L214 105H218ZM244 105L242 108H240L241 106L240 105ZM246 104V105H245ZM12 105V106H11ZM19 105H21V106H19ZM38 105H40V106H38ZM53 105V106H52ZM77 105V106H76ZM96 105H99L100 106V108H99V106H97V108H99V110L98 109H96ZM104 106L103 107V109H102V107L101 106ZM126 105V108L124 107ZM140 105H142L141 106V108H143L144 110H142L141 108H140ZM174 105V106H173ZM177 105V106H176ZM211 105V106H210ZM247 105L249 106V107H247ZM16 106H17V108H16ZM32 106V107H31ZM78 106H79V108H78ZM136 106V107H135ZM137 106H138V108H137ZM175 106H176V108H175ZM180 106V107H179ZM182 106H184V107H182ZM208 106H209V108H208ZM225 106V107H224ZM262 106V107H263ZM20 107L21 108H23V110L22 109H20ZM25 107H27V110H26V108ZM76 109H75V108ZM95 107V108H94ZM129 107V108H128ZM182 107V108H181ZM189 107V108H188ZM191 107V108H190ZM222 107V109H220ZM237 107H238V111L236 110H234V109H237ZM244 107H246V108H248V113H250L249 115L251 116V114H252V116L249 118V116H248V114H247V112H246V108H244ZM252 107V109L251 110H253L252 112H249V108H251ZM261 107V108H262ZM28 108H30V109H28ZM34 108H37V110L39 111V109H40V111H42L41 113H39L38 111H36L35 113H33L34 115H36V117H37V115H39L38 116V118H36L35 119V116H30V113H28V111L29 112H31L32 111V109H34ZM42 108H45V110L43 109L42 110ZM48 108V109H47ZM49 108H51L53 111H51V109H49ZM72 108H74V109H72ZM83 108H84V111H87L88 112V110H89V112H92L93 110V112H97V110L98 111H100V112H98L97 114L99 115V116H96V113H90V115L87 113L86 114V112H84L83 111ZM104 108H106L107 109V111H106V113L104 112L105 110H104ZM129 109V111H128V109ZM185 108V109H184ZM240 108V109H239ZM264 108V107H263ZM24 109H25V111L26 112H24ZM69 109V110H68ZM72 109V110H71ZM131 109V110H130ZM133 109V110H132ZM136 109V110H135ZM139 111H138V110ZM176 109V110H175ZM180 109H182V113L180 112ZM185 110V112H184V110ZM220 109V110H219ZM241 109H245L244 111L245 112H243V110H241ZM256 109L258 110V112H259V114H262V115H256V114H258V113H256L257 111H256ZM48 110H50V112L48 113ZM104 110V111H103ZM175 110V111H174ZM179 110V111H178ZM232 110H234L233 111V114H232ZM239 110H241L249 119V122H251V123H248V120H247V118L246 119H243V118H245L246 116H244V115H242L243 113L241 112H239ZM250 110V111H251ZM46 111V112H45ZM70 111H72L71 113H69ZM109 111H110V113H109ZM135 111H137V112H135ZM141 111V112H140ZM142 111H144L143 113H142ZM181 114H179L178 112ZM189 111H191V112H189ZM18 113L17 114V116H16V119L14 118L15 117V115H16V113ZM22 112V113H21ZM45 112V113H44ZM74 112V113H73ZM82 112V113H81ZM120 112H122V114H124V115H122L121 116V114H120ZM131 112H133L132 114L133 115H131L130 113ZM176 114H175V113ZM194 112V113H193ZM238 112H239V114H241L243 117L240 119V117H241V115L239 116H237V114H238ZM15 113V114H14ZM36 113H39V114H36ZM47 113H48V116H47ZM51 113V114H50ZM54 113H53V115H54ZM76 113V114H75ZM80 113V114H79ZM105 115H104V114ZM127 113L129 114L128 116H127ZM184 113H186L187 115H188V117H186L187 115H185ZM189 113V114H188ZM190 113H191V115H190ZM214 113V116L212 115ZM226 115H228V116H225V114ZM234 113H235V115H234ZM256 113V114H255ZM21 114V115H20ZM42 114V115H41ZM71 114V115H70ZM108 114V116L110 117H106V115ZM118 114H119V116H118ZM141 114V115H140ZM179 114V115H178ZM223 116H222V115ZM232 114V115H231ZM9 115H12V116H9ZM13 115H14V117H13ZM19 115V116H18ZM41 115V116H40ZM81 115V116H80ZM83 115H86L87 117H89L88 119H87V117L86 116H84L83 118H82V116ZM93 115V117H91ZM101 115V116H100ZM183 115H185V116H183ZM190 115V116H189ZM253 115H256L255 117L253 116ZM11 118H9V117ZM29 116V117H28ZM43 116V117H42ZM67 116V117H66ZM73 116H75V118H72ZM103 116H104V118H103ZM120 116H121V118H120ZM125 116H127L126 118H125ZM133 116V117H132ZM138 116V117H137ZM213 116V117H212ZM230 116H232V119H236L237 117H239V120H237L236 119V123H235V125H233V123H234V120H232V119H228L229 120V122H231V121H233V122H231V123H229L228 122V120H227V118H230ZM233 116L235 117V118H233ZM4 117V118H3ZM6 117V118H5ZM19 117V118H18ZM22 119H21V118ZM43 118V120H44V118H45V122H46V120H47V124L42 120V118ZM77 117V118H76ZM81 119H79V118ZM91 117V118H90ZM94 117H99V118H94ZM101 117V118H100ZM114 117V118H113ZM140 117V118H139ZM187 119H186V118ZM225 117H226V120H225ZM260 117H262V119L260 118ZM8 118H9V121H8ZM12 118H14L15 120H17L18 122H16V123H14L15 121H14V119L12 120ZM39 118H41V119H39ZM50 118V119H49ZM66 118V119H65ZM69 118V119H68ZM106 118L107 119H109V121L108 120H106ZM122 118H124V119H122ZM134 118L136 119V120H134ZM190 118V119H189ZM253 118H254V121H255V119H257L256 120V123L253 121ZM261 120H260V119ZM20 119H21V121H20ZM28 119H29V122H28ZM32 119H34V120H32ZM64 119L66 120V121H64ZM74 119V120H73ZM77 119V120H76ZM85 119V120H84ZM95 121H93V120ZM98 121H97V120ZM105 120V122L104 121H101V120ZM113 119V120H112ZM132 119H133V121H132ZM141 119V120H140ZM186 119V120H185ZM189 119V120H188ZM14 121V122H12V121ZM31 120V121H30ZM42 120V121H41ZM50 120H52V122L50 121ZM69 120V121H68ZM70 120L73 122H70ZM76 120V121H75ZM79 120V122L77 123V121ZM82 120H84V121H82ZM87 120V121H86ZM90 120H92V121H90ZM100 120V121H99ZM118 120V121H117ZM125 121L126 120V123L125 122H123V121ZM138 120V121H137ZM140 120V121H139ZM245 120H247V123H246V121ZM7 123H6V122ZM26 121V122H25ZM37 121V122H36ZM39 121V122H38ZM42 123H41V122ZM81 121H82V123H81ZM96 121H97V124H96ZM114 121V122H113ZM121 121L123 122L121 125L122 126H120V123H121ZM131 121V122H130ZM137 121V122H136ZM182 121V122H181ZM244 121V122H243ZM252 121H253V123H255V124H252ZM67 124H66V123ZM68 122H70L72 125L73 124H76V126L75 125H73V126H71L70 124H68ZM74 122H76V123H74ZM85 122V123H84ZM94 122V123H93ZM116 122H119V124L117 123V125H115L116 124ZM129 122V123H128ZM133 122V123H132ZM139 122V123H138ZM142 122V123H141ZM179 122H181V124L179 123ZM184 122V123H183ZM187 122V123H186ZM7 125H6V124ZM8 123H10V127H12L13 129H11L9 126H8ZM14 123V125H12V124ZM18 123V127H17V124ZM24 123V124H23ZM26 123V124H25ZM28 123V124H27ZM32 123V124H31ZM38 125H37V124ZM51 123V124H50ZM65 124V126H64V124ZM111 123V124H110ZM113 123V124H112ZM141 123V124H140ZM238 123V124H237ZM240 123V124H239ZM243 123H245L244 125L246 126V129H247V127L251 124V126H252V128H250L251 126H249L248 127V129L247 130H245L244 128L245 127H243V125H241V124H243ZM19 124L21 125V126H19ZM22 124H23V126H22ZM43 124H46V125H43ZM94 124V125H93ZM98 124H99V126H98ZM107 124H108V126H107ZM179 124V125H178ZM224 124V125H223ZM226 124V125H225ZM68 125V126H67ZM80 125V126H79ZM101 125V126H100ZM109 125H111L112 127H113V129H112V127L111 126H109ZM113 125H115V126H113ZM126 125V126H125ZM138 125V126H137ZM253 125H256L255 127L253 126ZM6 126V127H5ZM8 126V127H7ZM48 126V127H47ZM52 128H51V127ZM64 126V127H63ZM67 126V127H66ZM121 128H120V127ZM133 126V127H132ZM178 126V127H177ZM44 127H46V128H44ZM81 127V128H80ZM89 127V128H88ZM92 129H91V128ZM118 127V128H117ZM228 129H227V128ZM253 127H254V129H253ZM48 128H49V130H50V132L49 133H46V132H48L49 130H48ZM63 128H65V129H63ZM79 129V130H75V129ZM109 128V129H108ZM112 130H114V131H112ZM116 128V129H115ZM129 128V129H128ZM136 128H137V133L135 132V130H136ZM226 128V129H225ZM250 128V129H249ZM7 129V130H6ZM10 131H9V130ZM44 129V130H43ZM53 129V130H52ZM67 129V130H66ZM86 129V130H85ZM123 129V131H121ZM135 129V130H134ZM236 129V130H235ZM7 131L6 133L4 132V131ZM13 130V131H12ZM45 130H47V131H45ZM81 130H82V132H81ZM85 130V131H84ZM128 130V131H127ZM179 130V131H178ZM238 130V131H237ZM251 130V131H250ZM45 131V132H44ZM72 131H73V133H72ZM76 131V132H75ZM88 131V132H87ZM95 131L96 132V134L95 133H93V132ZM102 131V132H101ZM103 131H105L104 133H103ZM109 132V131H111V134L110 133H107V132ZM119 131L120 132H122V133H119ZM127 131V132H126ZM130 131V132H129ZM236 131V132H235ZM253 131V132H252ZM255 131V132H254ZM11 132V133H10ZM84 132H86L87 134H88V136H87V134L85 133V134H82V133H84ZM134 132V133H133ZM243 132V134L242 135H245V133ZM252 132V133H251ZM50 133H52V134H50ZM68 133H70V134H68ZM77 134V136H76V134ZM79 133V134H78ZM80 133H81V135H80ZM90 133H91V135H90ZM101 134V137H100V134ZM124 133V134H123ZM127 133V134H126ZM129 133V134H128ZM3 134H6V135H3ZM12 134V135H11ZM22 134H24V135H22ZM71 134H72V136H76V137H73L74 139H75V141H73L74 139L73 138H69L68 136H71ZM98 134H99V136H98ZM106 135V137H105V135ZM118 134V135H117ZM126 134V135H125ZM256 134V135H255ZM44 135V136H43ZM57 135V136H56ZM85 135V136H84ZM96 135V136H95ZM111 135H114V136H111ZM122 135H124V136H122ZM247 135V134H246ZM4 136V137H3ZM53 136H54V138H53ZM64 136H66V137H64ZM71 136V137H72ZM83 136V138L84 139H86V138H88V139H86V141L83 139V141L85 142H83V141H81V137ZM104 136V137H103ZM109 136H111L113 139H111V137H109ZM120 136V137H119ZM23 137H24V139H23ZM50 139H49V138ZM52 137V138H51ZM61 137V138H60ZM77 137H80V138H77ZM86 137V138H85ZM89 137H91L90 139L91 140H93L94 139V141H95V139H96V143H92V141L90 142V139H89ZM96 137H98V138H96ZM100 137V138H99ZM108 137V141L110 140H112L111 142H114V143H111L110 141H109V143L107 142V139H105V138H107ZM115 137H116V140H115ZM121 137H122V139H121ZM132 137V138H131ZM27 138V139H26ZM60 138V139H59ZM69 138V139H68ZM101 138L102 139H104V140H101ZM135 138V139H134ZM26 139V140H25ZM53 139V140H52ZM59 139V140H58ZM97 139H100L101 140V144L99 143V141L97 140ZM118 139V140H117ZM132 139V140H131ZM21 140H22V142H21ZM23 140H24V142H23ZM64 140V141H63ZM66 140V141H65ZM71 140V141H70ZM79 140V141H81L80 143H79V141L77 142V141ZM114 140V141H113ZM61 141V142H60ZM93 141V142H94ZM102 141H103V143H102ZM118 141H120V142H118ZM122 141V142H121ZM19 142H21V143H19ZM28 142V143H27ZM59 142V143H58ZM66 142V143H65ZM68 142H70V143H68ZM89 142V143H88ZM169 142V141H168ZM13 143H15V144H13ZM22 143L24 144V145H22ZM27 143V144H26ZM54 143V144H53ZM79 143V144H78ZM86 143H87V146H89V147H87L86 146ZM98 143V144H97ZM105 143V144H104ZM108 143V144H107ZM118 143V144H117ZM53 144V145H52ZM59 144V145H58ZM72 144H74V145H72ZM81 144H83V145H81ZM90 144H91V146H90ZM100 144V145H99ZM111 144V145H110ZM131 144V145H130ZM20 145V146H19ZM27 145V146H26ZM30 145V146H29ZM97 145V146H96ZM109 147H108V146ZM154 145V146H153ZM11 146V147H10ZM86 148H85V147ZM106 146V147H105ZM113 146V147H112ZM131 146V147H130ZM152 146L153 147H151V148H148L147 150H148V154H147V150L143 153V159H145L144 161L146 162V160H147V162H146V170L148 171H145L144 170V172L142 173V176L139 178L142 182H140V183H142L141 185V188H147L150 184H151V182H149V181H147V179H148V177H151V175L153 174V173H155L156 172V168H157V170H158V167H160V169L162 168V169H164L165 168V165H166V162H167V160H168V158L172 155V153L174 152L173 151V145H168L169 147H167V149L166 148H163V147H161L162 149H164V150H162L161 148H160V146L158 145H156L155 143L154 144H152ZM15 147H16V149H15ZM19 147H20V149H19ZM55 147V148H54ZM101 147V148H100ZM117 147V148H116ZM156 147V148H155ZM5 148H7L6 150H5ZM14 148V149H13ZM31 149V151H30V149ZM52 148V149H51ZM57 148V149H56ZM110 148V149H109ZM155 148V149H154ZM159 148V149H158ZM172 148V149H171ZM11 149L12 150H14V151H12L11 152ZM18 149V150H17ZM50 149V150H49ZM62 149V150H61ZM106 149H109V151L108 150H106ZM118 149V150H117ZM160 149L162 150V152L160 151ZM166 149V150H165ZM10 150V151H9ZM15 150H17V152L15 151ZM20 150V151H19ZM33 150V151H32ZM49 150V151H48ZM83 150V151H82ZM151 150V151H150ZM152 150H153V152H152ZM168 150V151H167ZM9 152V154L11 153V155H9L8 154V152ZM19 151V152H18ZM44 151V152H43ZM87 151V152H86ZM111 151V152H110ZM158 151H159V153H158ZM165 151V152H164ZM166 151H167V153H166ZM31 152H33V154H31ZM63 152V153H62ZM150 152H152V153H150ZM156 152V153H155ZM7 153V154H6ZM16 153H17V155H16ZM22 153V154H21ZM43 153V154H42ZM109 153V154H108ZM110 153L112 154L113 153V155L111 156L110 155ZM114 153H116V154H114ZM162 153V154H161ZM164 153H166V156H168V157H166L165 156V154ZM19 154V155H18ZM24 154V155H23ZM151 154V155H150ZM168 154V155H167ZM13 155L15 156V157H13ZM21 155V156H20ZM27 155H29L28 157H27ZM32 155H33V158H32ZM43 155V156H42ZM61 155V156H60ZM63 155V156H62ZM117 155V156H116ZM12 158H14V159H12ZM19 156V157H18ZM23 156H26L25 158V161H24V157ZM41 156V157H40ZM59 156V157H58ZM89 156H91L90 158H89ZM18 157V158H17ZM21 157V159H19ZM23 157V158H22ZM29 157H31V158H29ZM114 158V161H113V158ZM148 157H150L149 159H148ZM15 158L16 159H18V161L17 160H15ZM27 158H29V159H27ZM26 160H28V162H30V163H28ZM21 161V162H20ZM113 161V162H112ZM28 164H27V163ZM128 162H129V164H128ZM3 163V164H2ZM33 163V164H32ZM78 166H77V165ZM11 165V166H10ZM122 165V166H121ZM5 166V167H4ZM3 167V168H2ZM20 167H21V169H20ZM67 167H69V169L67 170ZM81 167V168H80ZM109 167V168H108ZM122 167V168H121ZM8 169V170H7ZM154 169V170H153ZM161 169V171H163ZM128 170L130 171V172H128ZM6 171V172H5ZM16 171V172H15ZM155 171V172H154ZM7 173V174H6ZM16 173V174H15ZM130 173H132V174H130ZM147 173H148V175H147ZM130 174V175H129ZM8 175V176H7ZM144 175H146V176H144ZM148 176V177H147ZM27 177V178H26ZM138 179V180H139ZM144 179H146V180H144ZM263 181H264V178H263ZM125 182V183H124ZM149 185H148V184ZM148 185V186H147ZM262 186V191L264 190V182L261 184ZM147 186V187H146ZM130 188V189H129ZM243 188V187H242ZM148 189V190H147ZM146 189V191H148V192H152V188H151V190L149 189V188H147ZM260 189V188H259ZM132 190H133V188H132ZM145 191V192H146ZM242 192H243V195L245 194V190L243 189L242 190ZM140 194V193H139ZM145 194V193H144ZM126 196H128V197H126ZM40 198H42V199H40ZM144 201V202H143ZM124 205V206H123ZM125 217V218H124ZM121 219V220H120ZM117 221V222H116ZM119 222V223H118ZM116 223V224H115ZM139 223V224H138ZM115 224V225H114ZM132 226V227H131ZM116 227V228H115ZM127 227V228H126ZM138 227V228H137ZM115 228V229H114ZM10 231V232H9ZM129 231V232H128ZM136 233H137V235H136ZM250 233V232H249ZM3 234H5V235H3ZM123 235V236H122ZM136 235V236H135ZM139 235V237H137ZM12 238H13V240H12ZM122 239V240H121ZM138 240V241H137ZM135 242V243H134ZM126 243V244H125ZM134 243V244H133ZM137 244V245H136ZM241 245V246H246V244L248 245V247H251V248H249V250L247 251V252H245V254L243 255V257L244 258H241V259H245V260H247V259H249L250 257H251V254H252V252L250 251L252 248H259L260 247V245H259V243H257L256 241H254V239L252 240V241H246V239H244V240H242L241 241V243H238V245ZM9 245V246H8ZM127 245V246H126ZM227 246H226V248H224L223 249V251H222V253H221V255L220 254H218V255H220L219 256V258H221V259H223L222 261H223V264L225 263L224 261L226 260V263H227V259H229V260H231L232 259V257H233V255H234V252H235V242L232 244V245H229V244H226ZM120 246H122V247H120ZM125 246V247H124ZM130 247V248H129ZM115 248V249H114ZM128 248V249H127ZM133 248V249H132ZM3 249V250H2ZM109 251V252H108ZM7 252V253H6ZM110 253V254H109ZM224 254V255H223ZM226 255V256H225ZM229 257H228V256ZM224 256V257H223ZM232 256V257H231ZM199 257H201V259L200 258H198V256H197V260H195L196 262H194V264L195 263H197L198 261H199V263L201 264V263H203L204 261H203V256L202 255H200ZM225 257H228V258H225ZM248 257V258H247ZM225 259V260H224ZM110 260H112V262L110 261ZM240 260V259H239ZM239 260H238V262H239Z\"/></svg>",
  "mask_w": 264,
  "mask_h": 264
},
{
  "label": "bare ground",
  "instance_id": "6f19581e",
  "mask_svg": "<svg viewBox=\"0 0 264 264\" xmlns=\"http://www.w3.org/2000/svg\"><path fill=\"white\" fill-rule=\"evenodd\" d=\"M30 1V0H29ZM29 1L28 2H26V4H28L29 3ZM34 1V0H33ZM32 1V2H33ZM40 1V0H39ZM42 1V0H41ZM56 1H62V0H56ZM64 1H68V0H63V3H64ZM84 1V0H83ZM98 1V0H97ZM117 1V0H116ZM124 1V0H123ZM128 1V0H127ZM127 1H124V2H126L127 3ZM133 1V0H132ZM144 1V0H143ZM153 1V0H152ZM174 1V0H173ZM188 0H186L185 2H187ZM211 1V0H210ZM209 0H208V2H210ZM213 1V0H212ZM219 1V0H218ZM227 1V0H226ZM229 1V0H228ZM227 1V2H228ZM231 1V0H230ZM247 2V1H250V4H252L250 7L252 8L251 9V11H249L250 12V14L249 15H251V16H249L248 15V13H247V15L249 16V17H251V19L250 18H245V20L247 21V20H249L248 21V23L251 21V26H250V24H248V26L249 27H252V28H256V32H255V34H256V37H258V36H262V34L261 33H263L264 34V0H234V2L232 3V4H230L229 6H228V8H227V10L229 9V14H227L228 16L227 17H225V18H223V20L225 19V22L224 23H227V22H229L230 23V26H231V24H233L234 22H236V19H237V16H238V14H240V12L242 11V9H241V3L242 2ZM1 2V1H0ZM45 3H49V2H46V0L44 1ZM43 2V3H44ZM68 2H70V4H71V1L69 0ZM67 2V3H68ZM73 2V1H72ZM81 2V1H80ZM94 1H92V3H93ZM120 2V1H119ZM124 2H122V3H124ZM135 2V1H134ZM137 2V1H136ZM139 2H141L140 0H139ZM151 2V1H150ZM154 2V1H153ZM157 2V6L155 7V9L158 7V9H159V7H160V11H161V9L162 10H164V5H166L168 2L170 3L171 2V0H157L156 1ZM156 2H154L153 4H155ZM177 2H178V0H177ZM176 2V3H177ZM181 2V1H180ZM183 2V1H182ZM181 2V3H182ZM193 2H196L194 5H193ZM207 2V0H195V1H193V0H189L188 1V3H186L185 5L186 6H182V7H185V13H184V16H186V14L188 15V13H189V17H190V11H191V9L194 7V6H196V8L198 7L199 8V6L201 7V6H204V10L207 12V10H209L208 8L210 7H208L206 4L208 3ZM223 2V1H222ZM260 2V8H258L257 10H253V4H255V3H259ZM37 3V2H36ZM41 3V2H40ZM62 3V2H61ZM85 3V2H84ZM83 3V4H84ZM91 3V4H92ZM103 3V2H102ZM147 3V2H146ZM179 3V2H178ZM177 3V4H178ZM213 3V2H212ZM211 3V4H212ZM215 3H217V1H215ZM249 3V2H248ZM247 3V4H248ZM42 4V3H41ZM57 4H60V3H57ZM56 4V5H57ZM75 4V3H74ZM86 4V3H85ZM87 4H90V3H87ZM86 4V5H87ZM90 4V5H91ZM100 4V3H99ZM136 4V3H135ZM140 4V3H139ZM145 4V3H144ZM170 4H172V2L170 3ZM169 4V5H170ZM174 4H175V2H174ZM173 4V5H174ZM176 4V5H177ZM225 4V3H224ZM223 4V5H224ZM14 5H16V4H14ZM22 5V4H21ZM34 5H35V3H34ZM33 5V6H34ZM48 5H50V3L48 4ZM52 5H54L55 6V4L53 3ZM64 5H66V4H63V6ZM76 5V4H75ZM77 5H79V4H77ZM109 5V4H108ZM124 5V4H123ZM128 5H130V2H129V4ZM132 5V4H131ZM134 5V4H133ZM141 5L142 4H140V7H141ZM179 5H183V3L182 4H179ZM213 5V4H212ZM211 5V6H212ZM243 5V4H242ZM244 5H245V3H244ZM244 5H243V9H244ZM5 6V5H4ZM30 6H32V5H30ZM37 6V5H36ZM40 6V5H39ZM53 6V7H54ZM58 6V5H57ZM62 6V5H61ZM61 6H59V7H61ZM69 6V5H68ZM67 6V7H68ZM71 6V5H70ZM83 6V5H82ZM81 6V7H82ZM93 6V5H92ZM178 6V5H177ZM215 6H217V5H214V7ZM220 6V5H219ZM241 6V7H240ZM258 6V5H257ZM257 6H255L256 8H257ZM13 7V6H12ZM44 7V6H43ZM43 7H42V9H43ZM79 6H77V8H78ZM90 7V6H89ZM133 7V6H132ZM140 7H135L134 6V8H130V9H128V11L127 10H122V9H125V8H127L125 5L124 6H118L117 8H114L113 10L115 11V13L116 12H119V11H121L122 10V12L123 11H126L127 12V14H128V16L125 18V19H121V18H119V19H121V20H119V21H117V22H115V23H113L112 25H110V27H109V30H107L106 32H105V34H104V36H102V39H101V41H100V43H99V46L98 45H96L95 44V46H98V47H101V52L103 53V55L102 56H104V63H106L107 61V63L109 64V59H114L113 58V56L115 55V53H119L120 55H122V54H124L125 56H127L126 54H129L130 55V53H133V55H134V51L136 50V49H142V48H144L145 47V45H147L148 44V41H146V36H148V34L150 33L149 32V28L150 27H152V26H150V25H152V20H154V22H155V19H152V17H151V15H150V13L147 11V10H145V9H143L142 11H140V12H138L139 11V9L141 10L142 8H140ZM144 7V6H143ZM152 7H153V5H152ZM163 7V8H162ZM169 7V6H168ZM168 7H167V9H168ZM173 7H175V5L173 6ZM181 7V6H180ZM213 7V8H214ZM249 7V8H250ZM18 8V7H17ZM16 7H15V9H17ZM21 8H22V6H21ZM30 8V7H29ZM27 9V10H30V9H34V8H36V7H33V8H30V9ZM38 8H40V7H38ZM51 9H53L52 7H50ZM56 8V7H55ZM58 8V7H57ZM56 8V9H57ZM64 8H66V6L64 7ZM70 8V7H69ZM84 8V7H83ZM88 8V7H87ZM92 8V7H91ZM94 8V7H93ZM166 8V7H165ZM170 8V7H169ZM202 8V7H201ZM247 8V7H246ZM49 8H47L46 9V11L48 10ZM70 9H72V7L70 8ZM147 9H149V7L147 8ZM170 9H172V8H170ZM176 9H178V7L176 8ZM212 9V8H211ZM2 10V9H1ZM5 10V9H4ZM14 10V9H13ZM20 10V9H19ZM22 10V9H21ZM37 10V9H36ZM55 10V9H54ZM54 10L52 11V12H54ZM78 10H80V9H78ZM77 10V11H78ZM88 10V9H87ZM89 10H90V8H89ZM92 10V9H91ZM99 10V9H98ZM150 10H152V8H150ZM182 10V9H181ZM195 10L196 9H194V12H195ZM219 10V9H218ZM6 11L7 12H9V14H10V11H12V9L10 10V11H8L7 9H6ZM5 11V12H6ZM33 11V10H32ZM39 11V10H38ZM57 11H58V9H57ZM61 11H62V9H61ZM64 11V10H63ZM72 11H74V10H72ZM76 11V10H75ZM76 11V12H77ZM83 12H84V10H82ZM106 11V10H105ZM108 11V10H107ZM106 11V12H107ZM158 11V10H157ZM174 11V10H173ZM197 11H199V10H197ZM205 11H203L202 10V14H203V12H205ZM214 11V10H213ZM213 11L211 10V13H213ZM226 11V10H225ZM246 11H247V9H246ZM246 11H245V14H246ZM254 11V12H253ZM1 12V11H0ZM13 12H15V11H13ZM12 12V13H13ZM19 12V11H18ZM22 12V11H21ZM27 12H29V11H27ZM36 13H37V11H35ZM42 12V11H41ZM40 12V13H41ZM43 12H45V11H43ZM59 12H60V10H59ZM65 12H66V10H65ZM75 12V13H76ZM81 12V11H80ZM106 12H104L105 14H106ZM126 12L124 13V14H126ZM163 12V11H162ZM162 12H160V13H162ZM165 12H167L166 11V9H165ZM164 12V13H165ZM169 12H171L170 10H169ZM193 12V11H192ZM193 12V13H194ZM205 12V13H206ZM244 12V11H243ZM4 13V11L2 12V14ZM23 13V12H22ZM33 13V12H32ZM51 13V12H50ZM49 13V14H50ZM93 13V12H92ZM111 13V12H110ZM109 13V14H110ZM114 13V12H113ZM159 13V12H158ZM182 13V14H183ZM204 13V14H205ZM208 13H210V11L208 12ZM223 13V12H222ZM221 13V14H222ZM1 14V13H0ZM8 13H6V15H7ZM16 14H18V13H16ZM24 14V13H23ZM22 14V15H23ZM25 14H26V12H25ZM30 14V13H29ZM34 14V13H33ZM49 14H46V15H49ZM54 14V13H53ZM52 14V15H53ZM66 14V18H67V13H65ZM70 14V13H69ZM73 14V13H72ZM71 14V15H72ZM94 14H95V12H94ZM105 14H103V16L105 15ZM109 14H107L108 15V17H111V16H109ZM123 14V15H124ZM157 14V13H156ZM175 14V13H174ZM181 14V15H182ZM192 14V13H191ZM203 14V15H204ZM244 14V15H245ZM13 15V14H12ZM11 15V16H12ZM21 14H19V16H20ZM27 15V14H26ZM75 15V14H74ZM85 15V14H84ZM96 15V14H95ZM114 15V14H113ZM122 14H120V16H121ZM122 15V16H123ZM152 15H153V12H152ZM166 15H168V13L166 14ZM195 15V14H194ZM193 15V16H194ZM199 15V14H198ZM214 15V14H213ZM216 15H217V13H216ZM244 15H241V16H244ZM36 16V15H35ZM34 16V17H35ZM40 16V15H39ZM98 16V15H97ZM96 16V17H97ZM106 16V15H105ZM118 16V15H117ZM170 16H172L171 14H170ZM175 16H176V14H175ZM196 16H197V14H196ZM208 16V15H207ZM217 16H219V15H217ZM226 16V15H225ZM2 18L4 17V16H1ZM7 17V16H6ZM26 17V16H25ZM33 17V16H32ZM42 17V16H41ZM48 17V16H47ZM92 17V16H91ZM114 17V16H113ZM169 17V16H168ZM167 17V18H168ZM177 17V16H176ZM188 17V16H187ZM200 17V16H199ZM198 17V18H199ZM204 17V16H203ZM206 17V16H205ZM223 17H224V14H223ZM245 17V16H244ZM9 18V17H8ZM50 19H49V21L47 22L48 23V26H50V25H52V24H56L59 20H64V18H65V15H64V12H63V14H61L60 16H59V20L57 19V17L56 18H54V17H52V16H50L49 17ZM68 18H69V16H68ZM73 18V17H72ZM83 18V17H82ZM104 18V17H103ZM154 18V17H153ZM160 18V17H159ZM172 18H173V16H172ZM171 18V19H172ZM175 18V17H174ZM174 18H173V20H174ZM181 18V17H180ZM179 18V19H180ZM184 18V17H183ZM182 18V19H183ZM209 19L211 18L210 16L208 17ZM213 18H214V16H213ZM217 18V17H216ZM216 18H214L215 20H216ZM220 18H222L221 16H220ZM219 18V19H220ZM4 19H6V18H4ZM18 19H19V17H18ZM29 19H32V18H29ZM34 19V18H33ZM108 19V18H107ZM113 19H115V18H113ZM157 19V18H156ZM179 19H178V21H179ZM188 20H189V18H187ZM186 19V20H187ZM201 19V18H200ZM206 19H207V17H206ZM205 19V20H206ZM10 20V19H9ZM17 20V19H16ZM42 20V19H41ZM45 20V19H44ZM69 20V19H68ZM80 20H82L81 18H80ZM84 20V19H83ZM82 20V21H83ZM91 20V19H90ZM97 20V19H96ZM109 20V19H108ZM169 20V19H168ZM167 20V21H168ZM176 20H177V18H176ZM175 20V21H176ZM208 20V19H207ZM2 21V20H1ZM1 21H0V24H1ZM6 21V22H5ZM4 22V24H8V22H7V19L5 20ZM18 21H22L23 22V17H22V20H21V17H20V20H18ZM31 20H29V22H30ZM38 21H39V19H38ZM66 21V23H68L67 22V20L65 19L64 20V22ZM106 21V20H105ZM113 21V20H112ZM191 21H192V19H191ZM214 21V20H213ZM219 21V20H218ZM239 21V20H238ZM10 22V21H9ZM12 22H13V20H12ZM27 22V21H26ZM63 22V23H64ZM88 22V21H87ZM90 22V21H89ZM96 22V21H95ZM109 22H111V21H109ZM107 23V24H111V23ZM114 22V21H113ZM153 22V23H154ZM157 22H159V21H157ZM164 22V21H163ZM174 22V21H173ZM182 22H184L185 23V20L184 21H182ZM223 22V21H222ZM3 23V22H2ZM24 23V22H23ZM31 23V22H30ZM36 23V22H35ZM42 23V22H41ZM47 23H45V24H47ZM62 23V22H61ZM70 23H71V21H70ZM99 23V22H98ZM105 23V22H104ZM160 24H161V22H159ZM166 23V22H165ZM164 23V24H165ZM186 23H189V21L188 22H186ZM218 23V22H217ZM7 24H6V26H7ZM14 24V23H13ZM16 24V23H15ZM18 24V23H17ZM19 24H21V23H19ZM25 24V23H24ZM23 24V25H24ZM65 24V23H64ZM69 24V23H68ZM81 24V23H80ZM95 24V23H94ZM94 24H92L93 26H95ZM102 24V23H101ZM167 24V23H166ZM180 24V23H179ZM179 24L177 23V25L179 26ZM235 24V23H234ZM233 24V25H234ZM239 24V23H238ZM240 24H242V23H240ZM240 24L239 25H237V26H240ZM3 24H1V26H2ZM9 25H11V24H9ZM30 25V24H29ZM53 25V26H54ZM61 25V24H60ZM70 25V24H69ZM91 25V26H92ZM104 25V24H103ZM156 25H157V23H156ZM156 25H154L155 27H157ZM162 25H163V23H162ZM185 25V24H184ZM213 25V24H212ZM215 25H217V24H215ZM215 25H213V26H215ZM220 25V24H219ZM223 25V24H222ZM0 26V27H1ZM5 26V25H4ZM14 26H16V25H14ZM13 26V27H14ZM17 26H19V25H17ZM34 26V25H33ZM43 26V25H42ZM41 26V27H42ZM47 26V25H46ZM55 26H57V24L55 25ZM54 26V27H55ZM90 26V27H91ZM109 26V25H108ZM164 26V25H163ZM168 26V25H167ZM221 26V25H220ZM224 26V25H223ZM226 26V25H225ZM229 25H228V28H231ZM236 26V24L234 25V27ZM247 25H246V27H245V25H244V27H242V28H245V29H247V28H249ZM10 27V26H9ZM21 27H22V25H21ZM21 27H19L20 29H21ZM24 27V26H23ZM29 27V26H28ZM35 27V26H34ZM33 27V28H34ZM37 27V26H36ZM53 27V29L55 30V28ZM66 27V26H65ZM89 27V26H88ZM89 27V28H90ZM101 28H102V25L100 26ZM100 27H99V30H100ZM159 27H161L160 25H159ZM165 27V26H164ZM216 27V26H215ZM222 27V26H221ZM2 28V30H0V32L1 31H3V33H4V31H8L9 32V30H10V28H9V30H3L4 29V27H1ZM30 28V27H29ZM29 28H27V29H29ZM33 28H31V29H33ZM39 28V27H38ZM57 28L58 27H56V30H57ZM67 29H68V27H66ZM78 27H76L75 29H77ZM167 28V27H166ZM169 28V27H168ZM167 28V29H168ZM172 28V27H171ZM170 28V29H171ZM204 28V27H203ZM241 28V27H240ZM249 29L250 31V33H251V31L253 30V29ZM7 29V28H6ZM15 29H17V27L16 28H13V30H15ZM23 29V28H22ZM21 29V30H22ZM86 29V28H85ZM94 29V28H93ZM92 29V30H93ZM103 29V28H102ZM101 29V30H102ZM151 29V28H150ZM153 29V28H152ZM151 29V30H152ZM155 29V28H154ZM161 29V28H160ZM163 30H165L164 28H162ZM221 29V31H222V29H223V27L222 28H220ZM235 28H233V30H234ZM237 29V28H236ZM239 29V28H238ZM237 29V31H239ZM19 30V29H18ZM25 30H26V28H25ZM44 30V29H43ZM42 30V31H43ZM59 30V29H58ZM78 30V29H77ZM91 30V29H90ZM89 30V31H90ZM91 30V31H92ZM96 30V29H95ZM97 30H98V28H97ZM224 30V29H223ZM225 30L226 31H228V32H230V30H227L226 29V27H225ZM233 30H231V31H233ZM32 31V30H31ZM33 31H34V29H33ZM37 31V30H36ZM36 31H34V32H36ZM46 31V30H45ZM47 33H49V35H51L52 37V40L54 41V42H56V43H58V44H60V45H62V47H64V50H66V51H68L69 52V50L72 48V46H74L76 43H77V41H76V38H75V36L73 35V36H71V37H67V35H65V33H64V36H66V37H63V38H61L59 35H57L56 33H54V32H52L51 30H50V27L49 28H47ZM76 31V30H75ZM154 31V30H153ZM159 31V30H158ZM157 31V29H156V32H158ZM169 31H171V30H169ZM168 31V32H169ZM173 31V30H172ZM171 31V32H172ZM201 31V30H200ZM216 31V30H215ZM242 31L245 33L246 31L244 30V29H242ZM241 31V32H242ZM255 30H253L252 32H254ZM18 32V31H17ZM24 32V31H23ZM58 32V31H57ZM98 31H96V34H98L97 33ZM153 33V34H157V33ZM160 32V31H159ZM166 32V31H165ZM176 32V31H175ZM220 32V31H219ZM20 33H21V31H20ZM38 33V32H37ZM44 33V32H43ZM42 33V34H43ZM59 33V32H58ZM76 33H78V32H76ZM92 33V32H91ZM163 33V32H162ZM170 33V32H169ZM168 33V34H169ZM221 33V32H220ZM220 33H217V34H220ZM222 33H224V32H222ZM221 33V34H222ZM231 33V32H230ZM248 34V31H247V33L246 34H248L249 36H250V38H251V36H253V35H255V34ZM7 34V33H6ZM9 34V33H8ZM12 33H10V35H11ZM14 34V33H13ZM11 35V38H12V36H14V35ZM27 34V33H26ZM25 34V35H26ZM31 34V33H30ZM39 34H40V32H39ZM88 34H90V33H88ZM167 34V33H166ZM170 34H172V33H170ZM170 34H169V37H170ZM175 34V33H174ZM193 34V33H192ZM225 34V33H224ZM232 34H234V31H233V33ZM257 34H260V35H257ZM5 35V34H4ZM3 35V36H4ZM17 35V34H16ZM16 35H15V37H16ZM48 35V34H47ZM102 35V34H101ZM100 35V36H101ZM159 35V34H158ZM173 35V34H172ZM227 35V34H226ZM229 35V34H228ZM228 35L226 36V37H228ZM243 35L244 34H242V35H240L242 38H244L245 39V37H248V36H245L244 35V37H243ZM18 36V35H17ZM21 36V35H20ZM29 36V35H28ZM36 36V35H35ZM43 36V35H42ZM94 37H95V35H93ZM96 36H99V35H96ZM100 36L99 37H97V38H100ZM219 36H221V35H219ZM231 36V35H230ZM233 37H234V35H232ZM231 36V37H232ZM236 36H237V34L235 35V38H236ZM2 37V34L0 35V38ZM6 36H4V38H5ZM24 35H23V39H24ZM31 37V36H30ZM37 37V36H36ZM41 37V36H40ZM47 37V36H46ZM93 37V38H94ZM160 37V36H159ZM162 37V36H161ZM160 37V38H161ZM175 37V36H174ZM222 37V36H221ZM224 37V36H223ZM230 37V38H231ZM231 38V39H235V38ZM264 36H262L261 38H263ZM3 38V37H2ZM0 39V43L2 44V45H4L3 43L5 42H3V40L4 39ZM8 38V37H7ZM6 38V39H7ZM37 38H39V37H37ZM36 38V39H37ZM89 38V37H88ZM152 38V37H151ZM167 38V37H166ZM219 38V37H218ZM229 38V39H230ZM255 38V36L254 37H252V39H254ZM259 38V37H258ZM260 38V39H261ZM10 39V38H9ZM13 40L15 39V38H12ZM20 39V38H19ZM26 39H27V37H26ZM41 39V38H40ZM45 39V38H44ZM47 39V38H46ZM48 39H50L49 37H48ZM80 39V38H79ZM158 39V38H157ZM175 39H176V37H175ZM217 39V38H216ZM241 39V38H240ZM239 38H238V40H240ZM247 39V38H246ZM255 39H257V38H255ZM255 39H254V42H256L255 41ZM42 40V39H41ZM95 40V39H94ZM94 40H92V41H94ZM152 40V39H151ZM219 41H220V39H218ZM223 40V39H222ZM225 40H227L226 38H225ZM233 40H231V41H233ZM236 40V42L235 43H237V38L235 39ZM264 40V39H263ZM7 41H8V39H7ZM10 41V40H9ZM17 41V40H16ZM28 41H30V40H28ZM31 41H33L32 39H31ZM35 41V43H37V41L36 40H34ZM40 41V40H39ZM46 41V40H45ZM88 41H89V39H88ZM95 41H97V40H95ZM99 41V40H98ZM167 41V40H166ZM228 41V40H227ZM247 42H248V40H246ZM251 41V40H250ZM253 41V40H252ZM11 42V41H10ZM14 42V41H13ZM13 42H11V43H13ZM24 43H26L25 41H23ZM46 42H48V41H46ZM150 42H152V41H150ZM149 42V43H150ZM192 42V41H191ZM212 42H213V40H212ZM218 42V41H217ZM216 41H215V43L216 44H218ZM229 42V41H228ZM233 42V47H235L234 46V43ZM239 42V46L241 45L240 44V41H238ZM245 42V41H244ZM254 42H252V44H251V46L250 47H248L249 45V42L248 43H246V47H248L249 49L251 48V47H253L254 46ZM261 42H263V41H261ZM22 43V42H21ZM34 43V42H33ZM33 43H31V45L33 44ZM40 43V42H39ZM43 43H45V42H43ZM42 43V44H43ZM90 43H91V40H90ZM168 43V42H167ZM175 43V42H174ZM207 43V42H206ZM209 43H211V42H209ZM221 43H223L222 41H221ZM242 43V42H241ZM244 43V44H245ZM257 43H259V44H257ZM264 43V42H263ZM6 44V43H5ZM15 44V43H14ZM19 44V43H18ZM27 44V43H26ZM46 44V43H45ZM84 44V43H83ZM82 44V46H84L85 48H86V45H83ZM94 44V43H93ZM92 44V45H93ZM160 44V43H159ZM158 44V45H159ZM162 44V43H161ZM176 44V43H175ZM190 44V43H189ZM192 44V43H191ZM208 44V43H207ZM216 44H214L215 46H216ZM227 46L229 45V43H225ZM232 44V43H231ZM243 43H242V45H244ZM257 44V45H256ZM256 44H255V46H258V45H260L261 43H260V41H258V42H256ZM2 45H1V47H2ZM11 45V44H10ZM15 45H17V44H15ZM40 45V44H39ZM158 45H155V46H158ZM167 45V44H166ZM169 45V44H168ZM171 45V44H170ZM212 45H213V43H212ZM213 45V46H214ZM222 45V44H221ZM224 45V44H223ZM225 45V46H226ZM236 45V44H235ZM248 45V46H247ZM253 45V46H252ZM262 45V44H261ZM261 45H260V47H261ZM6 46V45H5ZM14 46V45H13ZM38 45H34L33 47H34V50L33 51H36V49H35V47H37ZM41 46V45H40ZM59 46V45H58ZM81 46V45H80ZM91 46V45H90ZM94 46V47H95ZM161 46V45H160ZM205 46H207V45H205ZM210 46H211V44H210ZM209 46V44H208V46L207 47H210ZM213 46H212V48H213ZM230 46V45H229ZM245 46V45H244ZM244 46H240V47H244ZM254 46V47H255ZM262 46H264V44L262 45ZM10 47V46H9ZM8 47V48H9ZM19 47H21V46H19ZM18 47V48H19ZM84 47H83V49L82 50H84ZM92 47V46H91ZM97 47V48H98ZM147 47V46H146ZM145 47V48H146ZM161 47H163V46H161ZM221 47H223V46H221ZM30 48V47H29ZM38 48H39V46H38ZM144 48V49H145ZM198 48V47H197ZM197 48H196V52H198L197 51ZM226 48V47H225ZM228 48V47H227ZM226 48V49H227ZM262 48L263 47H261V51H262ZM2 49V48H1ZM17 49V48H16ZM21 49H23V47L21 48ZM62 49V48H61ZM80 49V48H79ZM147 49V48H146ZM149 49V48H148ZM152 49V48H151ZM169 49V48H168ZM200 49V48H199ZM198 49V50H199ZM207 49H209V48H207ZM215 49V48H214ZM217 49H218V47H217ZM217 49H215L216 50V52H217ZM220 49V48H219ZM218 49V51L220 52V50ZM223 49V48H222ZM221 49V51H225V50H222ZM231 48H229V50H230ZM241 49V50H240ZM239 50H240V52L243 50V49H245V48H240ZM248 49V50H249ZM252 49V48H251ZM4 50V49H3ZM15 50V49H14ZM14 50H12V51H14ZM20 50V49H19ZM18 49H17V51H19ZM30 50V49H29ZM38 50V49H37ZM75 50H77V49H75ZM86 50V49H85ZM95 50V49H94ZM99 50V49H98ZM97 50V51H98ZM153 50V49H152ZM204 50V49H203ZM202 50V51H203ZM234 50V49H233ZM233 50H232V53H233ZM237 50H238V48H237ZM238 50V51H239ZM253 50V49H252ZM251 50V51H252ZM255 50H256V47H255ZM260 50V49H259ZM264 50V49H263ZM21 51V50H20ZM19 51V52H20ZM39 52H38V54L40 53V54H43V55H52L53 56V58L55 59V61H53V59L51 60V61H53L54 62V64L52 65H44V71H47L49 74H54V75H56L58 72H60V68L61 67H63V64H65L64 65V68H62V69H67V67H69L70 65V62L68 63V62H65V60H68V59H70L69 58V53H67V52H64L63 51V49L62 50H59V51H56V52H52V50L49 52V51H46V49L44 50V49H42L41 47H40V50H38ZM72 51V50H71ZM78 51V50H77ZM91 51H93V50H91ZM150 51V50H149ZM162 51V50H161ZM201 51V50H200ZM200 51H199V53H200ZM206 51V50H205ZM235 51V50H234ZM238 51H235V52H238ZM247 51V49H245V51H244V53ZM258 51V50H257ZM256 51V52H257ZM261 51H258L257 53H263V52H261ZM3 52V51H2ZM16 52V50L13 52V53H15ZM23 52V54H24V51H22ZM22 52L20 53V54H22ZM37 52V51H36ZM35 52V53H36ZM74 52H76V51H74ZM79 52V51H78ZM78 52H76L77 54H78ZM137 52H140V51H137ZM136 52V53H137ZM210 52V51H209ZM226 52H228V50H226L225 51V53ZM229 52H231V50L229 51ZM234 52V55H235V57H237V59H240L241 57V54H240V52H238V53H235ZM1 53V52H0ZM34 53V52H33ZM54 53L56 54V55H54ZM66 53H67V55H66ZM84 53V52H83ZM92 53H95V51L94 52H92ZM97 53H99V52H97ZM102 53H99V54H102ZM142 53V52H141ZM157 53V52H156ZM212 53V52H211ZM210 53V54H211ZM222 53V52H221ZM221 53H219V54H221ZM225 53H224V55H225ZM5 54H7V53H5ZM4 54V55H5ZM11 54V53H10ZM19 54V53H18ZM19 54V55H20ZM25 54H28V53H25ZM79 54H80V52H79ZM144 54V53H143ZM149 54V53H148ZM158 54V53H157ZM198 54V53H197ZM209 53L208 54H206V55H210ZM214 54H215V52H214ZM218 54V53H217ZM216 54V55H217ZM223 54V53H222ZM220 55V56H223V55ZM227 54L228 53H226V57H224L223 59H226L227 58V60L225 61V62H228L230 59L227 57ZM229 54H231V53H229ZM252 54V53H251ZM254 54H255V52H254ZM74 55V54H73ZM92 55V54H91ZM98 55V54H97ZM132 55V54H131ZM132 55V56H133ZM139 56L138 55V53L137 54H135L134 56ZM141 55V54H140ZM146 55H147V53H146ZM160 55V54H159ZM238 55H239V57L240 58H238ZM242 55H243V53H242ZM253 55V54H252ZM252 55L250 56V54H249V56L250 57H252ZM262 55V54H261ZM6 56H8V55H6ZM10 56V55H9ZM23 56V55H22ZM41 56V55H40ZM51 56V57H52ZM72 56V55H71ZM82 56V55H81ZM90 56V55H89ZM100 56V55H99ZM136 56V57H137ZM150 56H152L151 54H150ZM154 56H156V55H154ZM169 57H170V55H168ZM172 56V55H171ZM207 56V57H208ZM212 56V55H211ZM230 56V55H229ZM247 55L246 54H244V57H242L243 58V60L241 59V61H245L244 63H246V61H248L247 59L245 60V57H246ZM262 56H264V53H263V55ZM262 56H260V57H262ZM1 57H2V54H1ZM66 57H68L67 59H66ZM80 57V56H79ZM120 57H122V56H120ZM120 57H117V58H120ZM129 57V56H128ZM140 57V56H139ZM143 57V56H142ZM141 57V58H142ZM158 57H160V56H158ZM167 57V56H166ZM189 57H191V56H189ZM200 57V59H199V64L198 65H196L197 67H196V72L194 73V74H190V72H189V75H191V88L193 89V92L191 93V95H189L188 94V97L186 98V95H184L185 96V98H186V100H188V101H190L191 103H192V101H193V103H195V105H196V108H197V111H195V114L193 115V119L190 121L189 119V122L187 123V124H185V125H179L180 126V132H179V134L178 135H174V133H173V125H175L173 122L175 121L173 118L174 117H176V116H172V113H173V107H172V103H171V101L170 100H172V99H166L165 97H167L166 95H168V93H171L172 94V92H169L170 91V89L169 88H167V90H169V91H166V95H165V97L162 95V96H158V95H161V94H159L161 91L159 90V93L158 92H156V93H158V94H156L155 96H158L157 98L154 96V94L153 95H150V96H148V94H147V98H146V100H145V105L144 104H142V105H144L145 107H144V109H145V113L144 114H142L143 115V123L141 124V125H139V126H141V129H140V132H139V134L138 135H135L136 137H137V139L135 140V142H134V144H133V148L132 149H130L131 151L128 153V158L130 159V167H129V170H131L132 172H133V175H130V174H132V173H130L129 175L130 176H127V177H129L128 179H127V183H128V186L132 183H136V186H131V189H130V192H129V197L131 196V197H133V196H135L136 197V195L138 196V198L140 199V201H141V199L142 200H147L148 202H149V205H148V207H147V209L145 210L146 212L145 213H147L146 214V218L145 219H143L142 220V222H141V224H140V231H139V228H138V234H140V237H139V235L137 236V237H139L140 238V242H139V246H135V247H133L132 249H133V251L132 252H128V254L127 255H125L126 256V258H125V260L124 261H122V262H120L119 264H194V262H196L195 260H197L198 258H200L201 259V257H199L200 255H202L203 256V263H201V264H223V259H221V258H219V256L221 255V253H222V251H223V249L224 248H226V244H229V245H232L234 242H235V252H234V255H233V257H232V259L231 260H229V259H227V263H226V260L224 261L225 263L224 264H264V190L262 191V183L264 182L263 181V178H264V159L263 160H259V158H258V156H257V153H256V150L254 149V146H255V144H257V143H259V142H261V139H260V137H256V136H254L253 137V134L251 135H249L246 131L244 132L245 133V135H242L243 134V132H241L240 134H238V132H237V134H229V133H223V132H221L220 130L222 129V126H221V122L223 121L224 123L225 122H227V121H224V119L221 121V119L222 118H220V112L222 111H224L225 113H228L227 111H229L228 109L230 108L229 106H228V104L227 103H230V101H231V99L229 100V98H227L229 101L226 103V105L228 106L227 107V111H226V108L224 109V110H220V109H222V107L219 109L220 110V112L218 111V109H215V110H217V112L215 111V116H214V113L212 114L213 116H214V118H212L211 120H208V113H207V111H209L210 109H207V105L209 104L208 102H210L211 101V99L209 100V99H207L206 97H207V95H209V94H206V91L207 90H209L208 91V93L210 92V90H211V92L213 91V89H216L217 90V87H218V90H219V88L221 87V86H219V85H221V84H219V83H222V84H224V82H225V84H226V87H227V89H228V84H230V83H226V81H222L223 79L221 78V77H224L225 75H223V76H220V73H221V71H220V67H218V65H217V69L216 68H213V69H216L214 72H210V74H209V69L212 67V66H214L213 64H211L212 62H208L209 61V59H208V64L209 65H212L211 67L207 64V62L203 59V57H202V55L201 56H199ZM217 57H219V55H217ZM248 57V56H247ZM249 57V58H250ZM13 58V57H12ZM12 58H10V59H12ZM16 58V57H15ZM24 58V57H23ZM27 57H25V59H26ZM97 58V57H96ZM101 58V57H100ZM117 58H116V60H117ZM130 58V57H129ZM131 58H133V57H131ZM130 58V60L132 61V59ZM144 58H145V56H144ZM150 58V57H149ZM149 58L147 59H144V61L143 62H140V63H138V65H137V67H135V69L136 70H138V72L140 71H149L150 70V64L149 63H151V62H148L147 60H149ZM152 58V57H151ZM155 58H157V57H155ZM230 58H232L231 56H230ZM1 59V58H0ZM17 59H19V58H17ZM48 59H50V58H48ZM91 59V58H90ZM111 59V60H112ZM120 59H122V58H120ZM137 59V58H136ZM135 59V60H136ZM173 59V58H172ZM196 59V58H195ZM214 59V58H213ZM215 59H216V57H215ZM217 59H220L219 60V62L221 61V59H222V57L220 58H217ZM216 59V60H217ZM222 59V60H223ZM236 58L234 59V58H232L231 60H235L236 62L235 63H237V61H239V60H237ZM253 59H255V58H253ZM253 59H249V61L247 62L248 63V66H249V62H252L251 64H253V61H254V63H255V65L257 64L256 62H257V60H259V59H263V57L262 58H258L257 56H256V62H255V60H253ZM3 60V59H2ZM2 60H0V61H2ZM28 60V59H27ZM72 60V59H71ZM95 60H98V59H95ZM95 60L93 61V62H95ZM110 60V61H111ZM124 60V59H123ZM122 60V61H123ZM160 60H161V58H160ZM159 60V61H160ZM211 60V59H210ZM215 60V61H216ZM230 60V61H231ZM8 61V60H7ZM18 62L20 61V60H17ZM23 61V60H22ZM24 61H26V60H24ZM73 61V60H72ZM72 61H71V63H72ZM87 61V60H86ZM85 61V62H86ZM100 61V60H99ZM99 61H97V63H96V65L97 64H99L98 62ZM115 61V60H114ZM114 61H112V62H114ZM121 60H120V62H122ZM125 61H127V58H126V60ZM150 61V60H149ZM153 61V60H152ZM156 61V60H155ZM189 61V60H188ZM188 61H187V63H188ZM214 61V60H213ZM224 61V60H223ZM9 62V61H8ZM21 62V61H20ZM19 62V63H20ZM74 62V61H73ZM92 62V61H91ZM93 62H92V65H93ZM128 65L130 64V61L128 60ZM133 62V61H132ZM166 62V61H165ZM218 62V63H219ZM24 63V62H23ZM76 63V62H75ZM74 63V67H75V71H76V64ZM87 63V62H86ZM103 63V65H105ZM107 63H106V65H107ZM152 63H154V61L152 62ZM157 63H159L158 61H157ZM164 62H162L161 64H163ZM214 63V62H213ZM217 63V62H216ZM224 63V62H223ZM230 63V62H229ZM229 63H226V64H223L224 66L225 65H227L228 64V66L231 64H229ZM234 63V62H233ZM239 63H241L240 61H239ZM263 63H264V61H263ZM263 63H261V65L263 64ZM8 65H10L9 63H7ZM12 64V63H11ZM77 64H79V63H77ZM88 64V63H87ZM89 64H90V62H89ZM111 64V63H110ZM122 64H124L123 62H122ZM189 64V63H188ZM238 64V63H237ZM242 64V63H241ZM260 63H259V61H258V65H259ZM2 65H4V64H2ZM95 65V64H94ZM95 65V66H96ZM102 65V64H101ZM100 65V66H101ZM113 65V64H112ZM153 66H154V64H152ZM160 65V64H159ZM170 65V64H169ZM186 65V64H185ZM219 65H220V63H219ZM222 65V64H221ZM232 65V64H231ZM234 66H235V64H233ZM254 65V64H253ZM260 65V69L262 70L263 69V66H261ZM22 66V67H21ZM29 63L26 61V63H24V64H22V62L20 63V67H21V69H22V71H24L25 73H29V72H31L33 69H38V68H41V66H43L39 61H35L33 64H31L30 66H31V71H29ZM79 66V65H78ZM77 66V67H78ZM82 66V65H81ZM97 66H99V65H97ZM96 66V67H97ZM99 66V67H100ZM161 66V65H160ZM184 66V65H183ZM193 66H194V64H193ZM208 66L210 67V68H208ZM216 66V65H215ZM239 66V65H238ZM241 66V65H240ZM240 66H239V69H240ZM247 66V65H246ZM247 66V67H248ZM9 67V66H8ZM8 67H7V69H8ZM11 67H12V65H10V69H11ZM73 67V68H74ZM87 66H85L84 67V69H83V71L85 70V68H86ZM89 67L91 68L92 66L91 65H89ZM101 67H103V66H101ZM106 67V66H105ZM112 67V66H111ZM111 67H110V69H111ZM159 67V66H158ZM163 67V66H162ZM184 67H187V66H184ZM188 67H190L189 65H188ZM222 67V66H221ZM227 67V66H226ZM226 67H223V69H225ZM231 67H232V69L234 68L233 66H230V69H231ZM237 67V66H236ZM257 67V66H256ZM253 68L252 66L250 67L249 66V69L251 68V69H254V72L258 69V67L257 68ZM2 68H4V67H2ZM2 68H0V71H2V73H3V71L4 70H2ZM13 68H14V66H13ZM89 68V69H90ZM108 68V67H107ZM106 68V69H107ZM156 68V67H155ZM192 68V67H191ZM191 68H189V69H191ZM244 68H246V67H244ZM61 69V70H62ZM70 69V71L72 70V67H70L69 68ZM80 69V68H79ZM78 69V70H79ZM92 69V68H91ZM99 69V68H98ZM97 69V70H98ZM102 69H104V67L102 68ZM102 69H99L101 72H102ZM118 69V67H115L114 69H113V74H112V78H121V80L123 81V80H125V79H122L123 77L124 78H127L128 77V75H129V71H126V70H123L122 72H121V74H119V72L121 71V70H117ZM126 69V68H125ZM151 69H152V67H151ZM157 69V68H156ZM180 69V68H179ZM194 69V68H193ZM212 69V70H213ZM222 69V68H221ZM227 69V70H226ZM225 70H223V72H224V74H226L225 72H227V74H228V70H230V69H228V68H226ZM242 69H243V67H242ZM248 69V68H247ZM247 69H246V72H247ZM249 69H248V71H249ZM256 69V70H255ZM260 69H258V70H260ZM12 70V69H11ZM14 70H15V68H14ZM42 70V69H41ZM135 70V71H136ZM155 70V69H154ZM186 70H188V69H186ZM211 70V71H212ZM235 70V69H234ZM237 70V69H236ZM258 70L256 71V72H258ZM6 71V70H5ZM64 72H65V70H63ZM88 71V70H87ZM152 71V70H151ZM151 71H150V73H151ZM159 71V70H158ZM185 71V70H184ZM189 71V70H188ZM188 71H187V73H188ZM193 71V70H192ZM240 70H238V72H239ZM243 71H244V69L242 70V71H240L241 73H243ZM251 71V70H250ZM7 72V71H6ZM9 72V71H8ZM12 72V71H11ZM62 72V71H61ZM72 72V71H71ZM77 72V73H76ZM76 72H74L72 75H69V76H67L66 74L65 75H63V76H61V78H62V85H63V97L61 96V98H63L61 101H62V104H64L65 105V107H66V109H63V110H57L56 111V113H54V115H53V113H52V116L51 115H49V117L51 118H53L54 120V123H55V121H56V124L57 123H59V124H61L62 125V122H61V120H63V117H65L64 115H66L67 114V108H69V107H71L72 106V104L74 105V102H76V100H80L85 94V91H83V89L85 88V85H87V83L89 82V80H87V79H85L84 77H86V76H90V74H88V75H86V76H82L81 75V73H78V71H76ZM91 72V71H90ZM107 72H111V70L110 71H107ZM163 72V71H162ZM186 72V71H185ZM184 72V73H185ZM194 72V71H193ZM192 72V73H193ZM235 72V71H234ZM234 72H229V73H234ZM237 72V71H236ZM239 72V73H240ZM254 72H252V73H254ZM2 73H1V75H2ZM5 73V72H4ZM14 73H16V71L15 72H13V74ZM46 73V72H45ZM47 73V74H48ZM68 73V72H67ZM70 73V72H69ZM87 73V72H86ZM89 73V72H88ZM92 73H95V70H94V72H93V70H92ZM92 73H91V77H90V82H91V78H92ZM103 73V72H102ZM132 73V72H131ZM134 73V72H133ZM146 73V72H145ZM149 73V74H150ZM161 73V72H160ZM240 73V74H241ZM261 73H262V71H261ZM264 73V72H263ZM262 73V74H263ZM10 74V73H9ZM8 74V75H9ZM40 74V73H39ZM58 74H60V73H58ZM75 74H77L76 75V80H74V78H75ZM85 74V73H84ZM95 74H100V73H95ZM94 74V75H95ZM107 75H108V73H106ZM105 74V75H106ZM111 74V73H110ZM154 74V73H153ZM152 74V75H153ZM159 74V73H158ZM164 74V73H163ZM162 74V75H163ZM237 74V73H236ZM236 74H234V75H236ZM240 74H237V75H240ZM243 74H245V73H243ZM255 75H256V73H254ZM253 74V75H254ZM259 74V73H258ZM24 76H25V74H23ZM61 75V74H60ZM60 75H58L57 77L59 78V76ZM131 75V74H130ZM129 75V76H130ZM137 75H139V74H132V77H134V76H137ZM147 75V74H146ZM154 75H156V74H154ZM162 75H160V76H162ZM187 75V74H186ZM185 75V76H186ZM219 75V76H218ZM233 75V74H232ZM234 75H233V77H232V82H233V80H234ZM247 75V74H246ZM249 75H250V73H249ZM248 75V77H250ZM264 75V74H263ZM262 75V76H263ZM15 76V75H14ZM24 76H23V78H24ZM40 76V75H39ZM50 76V75H49ZM100 76V75H99ZM99 76H96V77H99ZM109 76V75H108ZM157 76V75H156ZM227 76H229V75H227ZM241 76V75H240ZM238 77L237 79H236V82L235 83H240L239 81H238V79L239 78H241V77ZM245 76V75H244ZM259 76V75H258ZM258 76H257V78H258ZM1 77V76H0ZM3 77V76H2ZM6 77V76H5ZM11 77V76H10ZM26 77H27V75H26ZM53 77V76H52ZM52 77H50V78H52ZM56 76H54L53 78H55ZM101 77V76H100ZM99 77V78H100ZM105 77V76H104ZM107 77V76H106ZM110 77V76H109ZM108 77V78H109ZM152 77V76H151ZM158 77V76H157ZM187 77V76H186ZM218 77V78H217ZM222 79L221 81H220V78ZM231 77V76H230ZM236 77V76H235ZM28 78H30V77H27L26 79H28ZM32 78V77H31ZM35 78V77H34ZM38 78H40V77H38ZM88 78V77H87ZM99 78H97L98 80H99ZM131 78V77H130ZM129 78V79H130ZM142 78V77H141ZM169 78V77H168ZM253 77L251 76V80H254V79H252ZM256 78V79H257ZM262 78V77H261ZM261 78H260V81L259 82H261ZM263 78H264V76H263ZM262 78V79H263ZM3 79V78H2ZM12 79V78H11ZM25 79V78H24ZM37 79V78H36ZM42 79H44L45 81H47V84H48V81L50 80L49 79V77L48 76H44ZM89 79V78H88ZM96 78H93V81H96L95 80ZM118 79V80H119ZM128 79V78H127ZM145 79V78H144ZM159 79V78H158ZM157 79V80H158ZM219 79V80H218ZM228 78H225L224 77V80H227ZM242 79H244V78H242ZM249 80H250V78H248ZM247 79V80H248ZM5 80H6V78H5ZM4 80V81H5ZM8 80V79H7ZM6 80V81H7ZM13 80V79H12ZM11 80V81H12ZM22 80L23 79H21V82H22ZM29 80H31V79H29ZM33 80H35V79H33ZM57 80V79H56ZM101 80V79H100ZM117 80V81H118ZM133 80V79H132ZM138 80H140V78L138 79L137 78V81ZM156 80V79H155ZM188 80V79H187ZM186 80V81H187ZM229 80H230V78H229ZM0 81H2L1 79H0ZM14 81H16V79L14 80ZM25 81L26 80H24V83H25ZM53 81H55V79L53 80ZM52 81V82H53ZM114 82L116 81V79L115 80H113ZM117 81H116V83H117ZM126 81V80H125ZM142 81V80H141ZM147 81V80H146ZM151 81V80H150ZM160 81H161V79H160ZM162 81H166L165 79L164 80H162ZM185 81V82H186ZM220 81V82H219ZM230 81V82H231ZM240 81H241V83L244 81V82H246V79H244L243 81L240 79ZM264 81V80H263ZM262 81V82H263ZM3 82V81H2ZM18 82H20L19 80H18ZM20 82V84H23V83H21ZM27 82V84H28V81H26ZM31 82H33V81H31ZM34 82H36V81H34ZM33 82V83H34ZM57 82H59V80L57 81ZM60 82H61V80H60ZM99 82V81H98ZM102 82V81H101ZM118 82H120V80L118 81ZM129 82V81H128ZM134 82H136V81H134ZM133 82V83H134ZM140 82V81H139ZM152 82H154V81H152ZM157 82V81H156ZM159 82V81H158ZM163 82V83H164ZM169 82V81H168ZM172 82V81H171ZM227 82H229V81H227ZM247 82H249V81H247ZM257 81L255 80V84H256V86L257 85H259V83L257 84L256 83ZM5 83V82H4ZM12 83H14V82H12ZM16 84H17V82H15ZM92 83V82H91ZM93 83H95V82H93ZM100 83V82H99ZM105 83H108V81H106ZM123 83V82H122ZM137 83V82H136ZM141 83V82H140ZM155 83V82H154ZM159 83H161L162 84V82H159ZM183 83V82H182ZM238 83H237V87H238ZM250 83V82H249ZM252 83V82H251ZM3 84V83H2ZM26 84V85H27ZM31 84V83H30ZM29 84V85H30ZM41 84V83H40ZM39 84V85H40ZM56 84V83H55ZM61 84V83H60ZM60 84L58 85V87L60 86ZM89 84V83H88ZM112 84V83H111ZM135 84V83H134ZM133 84V85H134ZM147 84V83H146ZM160 84V85H161ZM165 84H167V85H169V86H172V84L170 85V84H168L167 82L165 83ZM185 84V83H184ZM187 84V83H186ZM234 83H232V85H233ZM243 84V83H242ZM241 84V85H242ZM248 84V83H247ZM254 84V83H253ZM254 84V85H255ZM261 84V83H260ZM4 85V84H3ZM6 85V84H5ZM25 85V86H26ZM42 85V84H41ZM49 85V84H48ZM95 85H96V83H95ZM120 85V84H119ZM126 84L124 83V86H125ZM131 85V84H130ZM139 85V84H138ZM137 85V86H138ZM160 85H158L157 86V88H155L154 87V89H158L159 88V86ZM244 85V84H243ZM246 85V84H245ZM2 86V85H1ZM9 86H12V84H11V82H10V85ZM14 86V85H13ZM31 86H32V84H31ZM43 86H44V84H43ZM47 86V85H46ZM46 86L44 87V88H46ZM53 86V85H52ZM94 86V85H93ZM123 86V85H122ZM128 86V85H127ZM132 86V85H131ZM140 86V85H139ZM138 86V87H139ZM142 86V85H141ZM140 86V87H141ZM145 86V85H144ZM143 86V87H144ZM166 86V85H165ZM168 86V87H169ZM186 86V85H185ZM223 86V85H222ZM251 87L252 85H249L248 84V87ZM5 87V86H4ZM6 87H8V86H6ZM27 87H29V86H27ZM34 87V86H33ZM39 87H41V86H39ZM133 87V86H132ZM137 87V88H138ZM139 87V88H140ZM142 87V88H143ZM147 87V86H146ZM163 87V86H162ZM161 87V88H162ZM174 87V86H173ZM186 87H188V85L186 86ZM185 87V88H186ZM224 87H225V85H224ZM223 87V88H224ZM230 87V86H229ZM232 87V86H231ZM234 87V86H233ZM239 87H240V85H239ZM245 88L247 87V85L246 86H244ZM244 87H243V90H244ZM253 87V86H252ZM257 87H259V86H257ZM261 87H262V85H261ZM260 87V88H261ZM22 88V87H21ZM32 88V87H31ZM31 88H30V90H31ZM49 89H52V90H54V91H56V89H54V88H56V87H51V86H49L48 87ZM87 88H88V85H87ZM103 88V87H102ZM108 88V87H107ZM136 88V89H137ZM150 88V87H149ZM170 88H172V87H170ZM184 88V89H185ZM189 88V87H188ZM264 88V87H263ZM263 88H261V89H263ZM6 89V88H5ZM15 89L16 90H20V87L19 88H17V87H15L14 86V91H15ZM39 89V88H38ZM90 89V88H89ZM121 89V88H120ZM126 89V88H125ZM124 89V90H125ZM130 88H129V86H128V90H129ZM132 89V88H131ZM133 89H135L134 87H133ZM132 89V90H133ZM141 89V88H140ZM153 89V90H154ZM172 89H174V88H172ZM171 89V90H172ZM177 89V88H176ZM192 89H191V91H192ZM226 88H224L223 89V91H225V93H226V91L227 90H225ZM233 89V88H232ZM242 89V88H241ZM241 89H239V91L241 90ZM252 89V88H251ZM250 89V90H251ZM253 89H254V87H253ZM258 88H256V89H254L255 90V92H256V90H257ZM7 90H8V88H7ZM45 90V89H44ZM92 90V89H91ZM97 92H99L100 93V87H98V86H96V89H95ZM104 90V89H103ZM114 90V89H113ZM117 90H118V88H117ZM127 90V91H128ZM131 90V91H132ZM143 90V89H142ZM162 90V89H161ZM164 90V89H163ZM162 90V91H163ZM175 90V89H174ZM178 90V89H177ZM186 91H187V89H185ZM190 90V89H189ZM188 90V91H189ZM216 90H214V91H216ZM221 90H222V87H221ZM221 90H219L220 91V93H219V91H217V93L215 92V94L214 93H212L213 95H215L216 96V99H218L219 97L221 98V96H217L218 95V93L219 94H221ZM229 90H230V93H229ZM229 90H228V92L227 93H229V94H227L226 93V95H229V96H226L225 95V97H230V94H231V92H232V90H231V88H229ZM235 90V89H234ZM246 90V89H245ZM5 91V90H4ZM13 91V93H15ZM37 91V90H36ZM47 91H48V89H47ZM46 91V92H47ZM49 91H51V90H49ZM59 91V90H58ZM61 91V90H60ZM94 91V90H93ZM105 91V90H104ZM130 91V90H129ZM130 91V92H131ZM136 91V90H135ZM154 91H156V90H154ZM153 91V92H154ZM180 91V90H179ZM182 91V90H181ZM187 91V92H188ZM190 91V92H191ZM223 91H222V93H223ZM242 91V90H241ZM240 91V92H241ZM247 91V90H246ZM245 91V92H246ZM248 91H249V89H248ZM247 91V92H248ZM253 91V90H252ZM258 91V90H257ZM260 91V90H259ZM262 91V90H261ZM260 91V92H261ZM17 92V91H16ZM38 92V91H37ZM86 92H88V91H86ZM91 92V91H90ZM110 92H111V90H110ZM124 92H126V90L124 91ZM133 92V91H132ZM139 92V91H138ZM144 92V91H143ZM146 92V91H145ZM168 92V93H167ZM185 92V91H184ZM242 92H244V91H242ZM242 92H241V95H242ZM254 92V91H253ZM253 92L251 93V95L249 94V92H248V94L247 95H250V96H252V94H253ZM263 92V91H262ZM262 92H261V94H262ZM12 92H10V94H11ZM12 93V94H13ZM39 93H40V91H39ZM39 93H37V94H39ZM44 93V92H43ZM56 94H57V91L55 92ZM98 93V94H99ZM102 93V92H101ZM118 93H123V90H122V92H118ZM147 93V92H146ZM150 93V92H149ZM152 93V92H151ZM162 93V92H161ZM186 93V92H185ZM234 93V92H233ZM232 93V94H233ZM257 93V92H256ZM4 94V93H3ZM2 94V95H3ZM12 94H11V96H12ZM28 94H29V92H28ZM31 94V93H30ZM41 94V93H40ZM45 94V93H44ZM47 94H48V92H47ZM50 94H53V91H52V93L50 92ZM49 94V95H50ZM60 94V93H59ZM62 94V93H61ZM60 94V95H61ZM88 94H90L89 92H88ZM87 94V95H88ZM92 94V95H91ZM90 95H91V97H89V96H87L88 98L86 99V95L84 96L85 98H83V100H81V102H83L82 104L83 105H85L87 108H92V106L90 105L91 104V102H93V101H95V98H97V97H100V95L101 94H99V96H98V94H97V97H95L96 96V92L95 93H91ZM106 94H109V92L108 93H106ZM131 94V93H130ZM134 94H136L135 92H134ZM140 94H141V92H140ZM177 94V93H176ZM187 94V93H186ZM206 94V95H205ZM211 93H210V95H209V97L210 96H213ZM217 94V95H216ZM231 94V97H233V95H236L235 93L232 95ZM258 94H260V93H257V95ZM0 95H1V93H0ZM2 95H1V97H2ZM4 95H6V94H4ZM16 95V94H15ZM17 95L19 96V93H17ZM34 95H35V93H34ZM43 94H41L40 95V97L42 96ZM59 95V96H60ZM120 95V94H119ZM129 95V94H128ZM132 95H133V93H132ZM173 95V94H172ZM239 95H240V93H239ZM238 95V96H239ZM243 95H244V93H243ZM245 95H246V93H245ZM246 95V96H247ZM254 95H255V93H254ZM256 95V96H257ZM263 96H264V93L262 94ZM47 96V95H46ZM54 95H51V96H49V101H50V97L52 98ZM56 96V95H55ZM54 96V98H52V100H54L56 97ZM106 96V98H107V95H105ZM105 96H102L104 99H105ZM111 96V95H110ZM112 96H113V94H112ZM114 96H115V93H114ZM127 96V95H126ZM131 96V95H130ZM134 96H136V95H134ZM144 96V95H143ZM171 96V95H170ZM181 96V95H180ZM223 96H224V93L222 94V98H221V100L223 101V99L225 98H223ZM246 96H244L245 98H242L243 96H239V97H241L242 99H248L249 97H246ZM259 96H261V95H259ZM6 97V96H5ZM8 97H10V96H8ZM7 97V98H8ZM31 97V96H30ZM32 97H33V95H32ZM31 97V98H32ZM37 98H35V96H34V98L35 99H37V101H38V97H39V95L38 96H36ZM168 97H169V95H168ZM177 97H179V96H177ZM176 97V98H177ZM183 97V96H182ZM214 97V96H213ZM218 97V98H217ZM230 97V98H231ZM262 97V96H261ZM261 97H259L258 99H261ZM4 98V97H3ZM34 98H32V101H33V99ZM46 98V97H45ZM60 98V99H61ZM109 98H111V97H109ZM128 98V97H127ZM131 98L132 97H130L129 99L131 100ZM211 98V97H210ZM235 98L237 99V97L235 96ZM240 98V99H241ZM252 98V97H251ZM251 98H249L250 99V103H248V102H246V104L248 103V105L249 104H251L252 103V100H251ZM1 99V98H0ZM16 99H17V97H16ZM19 99V98H18ZM18 99L16 100V102L18 101ZM30 99V98H29ZM58 99V98H57ZM100 98H98L97 100H99ZM108 99V98H107ZM116 99V98H115ZM125 99H126V97H125ZM124 99V100H125ZM173 99H175V98H173ZM183 99V98H182ZM181 99V100H182ZM212 99H214V102H215V98H212ZM227 99L225 98V102L227 101ZM234 99V98H233ZM233 99H232V101H233ZM236 99H235V101H236ZM240 99H238V100H240ZM5 100H6V98H5ZM10 100V99H9ZM8 100V101H9ZM13 100H15V99H12V101ZM20 100V99H19ZM26 100V99H25ZM28 100V99H27ZM42 100V99H41ZM40 100V101H41ZM47 101H48V99H46ZM51 100V101H52ZM59 100V99H58ZM102 100V99H101ZM100 100V101H101ZM109 100H111V99H109ZM130 100L128 101L129 102V104L130 103H132L133 101H131L130 102ZM143 100V99H142ZM176 100V99H175ZM181 100H180V98H179V100H178V98H177V102H181ZM207 100H209V101H207ZM264 99L262 98V101H263ZM4 100H2V102H3ZM11 101V100H10ZM21 101H22V99H21ZM24 101V100H23ZM31 101V99L30 100H28V102H30ZM47 101H45L46 102V104L45 103H41V104H45V105H47V103L49 102H47ZM61 101H60V104H61ZM102 101H104V100H102ZM141 101V100H140ZM174 101V100H173ZM183 101V100H182ZM185 101V100H184ZM221 101V102H222ZM240 101H242V100H240ZM244 101H246V100H244ZM244 101H242V102H244ZM261 101V100H260ZM261 101V102H262ZM34 102H36L35 100H34ZM44 102V101H43ZM54 102H56L57 103V101H53L52 103H54ZM59 102V101H58ZM80 102V103H81ZM105 102H109V101H105ZM105 102H103L102 104H105L106 105V103ZM111 102V101H110ZM109 102V103H110ZM124 103H126L125 101H123ZM134 102H135V100H134ZM189 102V103H190ZM217 102H219V100H217ZM221 102H219L220 104H221ZM224 102V101H223ZM7 103V102H6ZM6 103H4V104H6ZM15 103V102H14ZM21 103V102H20ZM27 103V102H26ZM25 103V104H26ZM31 103V102H30ZM39 103V104H40ZM51 102H49V104H50ZM55 103V104H56ZM80 103H78V105L80 104ZM97 103V102H96ZM208 103V104H207ZM232 103H234L235 104V102H232ZM231 103V107L232 106H234L233 104ZM237 103H238V105L240 104L238 101H236V106H237ZM245 103V102H244ZM243 103V104H244ZM263 103H264V101H263ZM8 104H9V102H8ZM10 104H12V103H10ZM9 104V105H10ZM18 104H19V102H18ZM99 105H100V103H98ZM127 104V103H126ZM140 104V103H139ZM176 103L174 102V105H175ZM178 104V103H177ZM184 104V102L181 104V105H183ZM186 104H187V101H186ZM210 104H211V102H210ZM217 104V103H216ZM220 104H218V105H213L212 106V109H213V107H217V106H220ZM225 104V103H224ZM245 104V105H246ZM261 104V103H260ZM260 104H251V105H253V107H254V112H255V106H257V109H258V106L260 105ZM14 105V104H13ZM16 105V104H15ZM22 105V104H21ZM21 105H19V106H21ZM27 105V104H26ZM99 105H96V109H98L99 110V108H100V106ZM131 105V104H130ZM133 105V104H132ZM142 105H140V108H141V106ZM173 105V106H174ZM185 105V104H184ZM189 104H187L186 106H188ZM190 105H192L193 107L192 108H194L195 109V107H194V104H190ZM189 105V106H190ZM223 105V103L221 104V106ZM247 105V107H249ZM12 106V105H11ZM23 106V105H22ZM38 106H40V105H38ZM47 106H49V105H47ZM53 106V105H52ZM77 106V105H76ZM97 106H99V108H97ZM177 106V105H176ZM176 106H175V108H176ZM211 106V105H210ZM241 107L240 108H242L244 105H240ZM262 106H263V104H262ZM261 105H260V107H259V110L260 111H262L261 109H263L264 110V106L262 107ZM27 107H29V104H28V106ZM27 107H25L26 108V110H27ZM32 107V106H31ZM73 107V106H72ZM102 107V109H103V105L101 106ZM125 108H126V105L124 106ZM136 107V106H135ZM143 107V106H142ZM180 107V106H179ZM182 107H184V106H182ZM181 107V108H182ZM225 107V106H224ZM235 107V106H234ZM234 107H232V109L234 108ZM262 107V108H261ZM16 108H17V106H16ZM24 108V107H23ZM23 108H21L20 107V109H22L23 110ZM75 108V107H74ZM74 108H72V109H74ZM78 108H79V106H78ZM95 108V107H94ZM129 108V107H128ZM127 108V109H128ZM137 108H138V106H137ZM189 108V107H188ZM191 108V107H190ZM208 108H209V106H208ZM218 108V107H217ZM239 108V109H240ZM244 108H246V107H244ZM28 109H30V108H28ZM45 110V108H42V110ZM48 109V108H47ZM49 109H51V108H49ZM71 109V110H72ZM76 109V108H75ZM74 109V110H75ZM93 109V108H92ZM142 110H144L143 108H141ZM185 109V108H184ZM183 109V110H184ZM214 109H213V111H214ZM252 109V107L251 108H249V112H252L253 110H251ZM256 109V113H258V114H256L257 116L258 115H262V114H259V112H258V110ZM69 110V109H68ZM90 110V109H89ZM89 110H88V112H89ZM97 110V112L95 111V112H87V111H84V108H83V111L84 112H86V114L88 113L89 115H90V113H96V116H99L98 114V112H100V111H98ZM105 110V111H104ZM104 112L106 113V111H107V109L106 108H104ZM131 110V109H130ZM133 110V109H132ZM136 110V109H135ZM138 110V109H137ZM176 110V109H175ZM174 110V111H175ZM235 111L237 110L238 111V107H237V109H234ZM234 110H232L231 112H232V114H233V111ZM241 110H243V112H245L244 110L245 109H241ZM241 110H239V112L241 113L242 111ZM251 110V111H250ZM30 111V110H29ZM28 111V113H30V116H35V119L36 118H38V116L39 115H37V117H36V115H34L33 113H35L36 111H38L37 110V108H34V109H32V111L31 112H29ZM51 111H53L52 109H51ZM76 111V110H75ZM128 111H129V109H128ZM139 111V110H138ZM179 111V110H178ZM177 111V112H178ZM182 111V109H180V112ZM211 111V110H210ZM234 111V112H235ZM248 111V108H246V112ZM24 112H26L25 111V109H24ZM39 113H41L42 111H40V109H39V111H38ZM46 112V111H45ZM44 112V113H45ZM50 112V110H48V113ZM69 112V111H68ZM72 111H70L69 113H71ZM108 112V111H107ZM135 112H137V111H135ZM141 112V111H140ZM144 111H142V113H143ZM184 112H185V110H184ZM189 112H191V111H189ZM221 112V113H222ZM239 112H238V114H237V116L239 115H241V114H239ZM242 112V113H243ZM253 112V113H254ZM16 113V112H15ZM14 113V114H15ZM19 113V112H18ZM18 113H16V115H15V117H14V115H13V117L16 119V116H17V114ZM22 113V112H21ZM39 113H36V114H39ZM48 113H47V116H48ZM74 113V112H73ZM82 113V112H81ZM98 113V114H97ZM101 113V112H100ZM109 113H110V111H109ZM133 112H131L130 114L131 115H133L132 114ZM175 113V112H174ZM179 113V112H178ZM182 113V112H181ZM194 113V112H193ZM224 113V114H225ZM252 113V114H253ZM261 113V112H260ZM262 113H263V111H262ZM51 114V113H50ZM76 114V113H75ZM80 114V113H79ZM104 114V113H103ZM120 114H121V116L122 115H124V114H122V112H120ZM176 114V113H175ZM180 114V113H179ZM178 114V115H179ZM185 115H187L186 113H184ZM189 114V113H188ZM223 114V113H222ZM221 114V115H222ZM231 114V115H232ZM246 114V113H245ZM244 113L242 114V115H244V116H246ZM247 114H248V116H249V118L252 116V114H251V116L249 115L250 113H248L247 112ZM21 115V114H20ZM42 115V114H41ZM40 115V116H41ZM68 116H69V114H67ZM71 115V114H70ZM105 115V114H104ZM129 114L127 113V116H128ZM141 115V114H140ZM181 115V114H180ZM185 115H183V116H185ZM190 115H191V113H190ZM189 115V116H190ZM234 115H235V113H234ZM241 115V117H240V119L243 117ZM256 115H253L254 117L256 116ZM9 116H12V115H9ZM8 116V117H9ZM19 116V115H18ZM81 116V115H80ZM84 116H86V115H83L82 116V118L84 117ZM101 116V115H100ZM108 116V114L106 115V117ZM118 116H119V114H118ZM121 116H120V118H121ZM127 116H125V118L127 117ZM212 116V117H213ZM223 116V115H222ZM225 116H228V115H226L225 114ZM236 116V115H235ZM263 116V115H262ZM29 117V116H28ZM43 117V116H42ZM41 117V118H42ZM67 117V116H66ZM87 117V116H86ZM91 117H93V115L91 116ZM90 117V118H91ZM109 117V116H108ZM133 117V116H132ZM138 117V116H137ZM178 117V116H177ZM176 117V118H177ZM186 117H188V115L186 116ZM185 117V118H186ZM229 117V116H228ZM4 118V117H3ZM6 118V117H5ZM10 118V117H9ZM9 118H8V121H9ZM14 118H12V120L14 119ZM19 118V117H18ZM21 118V117H20ZM41 118H39V119H41ZM46 118V117H45ZM45 118H44V120H45ZM49 118V119H50ZM72 118H75V116H73ZM77 118V117H76ZM79 118V117H78ZM89 117H87V119H88ZM94 118H99V117H94ZM101 118V117H100ZM103 118H104V116H103ZM110 118V117H109ZM114 118V117H113ZM140 118V117H139ZM233 118H235L234 116H233ZM238 118V119H237ZM236 119L237 120H239V117H237ZM247 118V120L249 119L247 116L245 117V118H243V119H246ZM261 119H262V117H260ZM259 118V119H260ZM11 119V118H10ZM14 119V121H12V122H14V123H16V122H18L17 120H15ZM22 119V118H21ZM21 119H20V121H21ZM47 119V118H46ZM66 119V118H65ZM64 119V121H66ZM69 119V118H68ZM80 119V118H79ZM122 119H124V118H122ZM187 119V118H186ZM185 119V120H186ZM228 119H232V116H230V118H227V120ZM236 119L234 120V119H232V120H234V123H233V125H235V123H236ZM260 119V120H261ZM32 120H34V119H32ZM42 120H43V118H42ZM41 120V121H42ZM43 120V121H44ZM74 120V119H73ZM77 120V119H76ZM75 120V121H76ZM81 120V119H80ZM85 120V119H84ZM84 120H82V121H84ZM93 120V119H92ZM92 120H90V121H92ZM97 120V119H96ZM101 120V119H100ZM99 120V121H100ZM106 120H108L109 121V119H107L106 118ZM113 120V119H112ZM134 120H136L135 118H134ZM141 120V119H140ZM139 120V121H140ZM174 120V121H173ZM225 120H226V117H225ZM247 120H245L246 121V123H247ZM250 120V119H249ZM249 120H248V123H251V122H249ZM256 120L257 119H255V121H254V118H253V121L256 123ZM263 120L264 119H262L261 121H259L260 122V124H262L261 122H263ZM31 121V120H30ZM40 121V122H41ZM51 122H52V120H50ZM69 121V120H68ZM82 121H81V123H82ZM87 121V120H86ZM94 121V120H93ZM98 121V120H97ZM97 121H96V124H97ZM101 121H104L105 122V120H101ZM118 121V120H117ZM123 121V120H122ZM121 121V123H120V126H122L123 124V122H125L126 123V120L125 121H123L122 122ZM132 121H133V119H132ZM138 121V120H137ZM136 121V122H137ZM253 121H252V124H255V123H253ZM6 122V121H5ZM10 122V121H9ZM26 122V121H25ZM28 122H29V119H28ZM37 122V121H36ZM39 122V121H38ZM45 122V121H44ZM46 122H47V120H46ZM45 122V123H46ZM49 122V121H48ZM47 122V123H48ZM70 122H72L71 120H70ZM70 122H68V124H70L71 126H73V125H75L76 126V124L79 122V120L77 121V123L76 122H74V123H76V124H71ZM95 122V121H94ZM93 122V123H94ZM110 122V121H109ZM114 122V121H113ZM131 122V121H130ZM134 122V121H133ZM132 122V123H133ZM182 122V121H181ZM181 122H179L180 124H181ZM228 122H229V120H228ZM231 122H233V121H231ZM231 122H229V123H231ZM244 122V121H243ZM7 123V122H6ZM5 123V124H6ZM14 123L12 124V125H14ZM42 123V122H41ZM46 123V124H47ZM66 123V122H65ZM73 123V122H72ZM85 123V122H84ZM117 123L119 124V122H116V124L115 125H117ZM129 123V122H128ZM139 123V122H138ZM184 123V122H183ZM247 123V124H248ZM24 124V123H23ZM23 124H22V126H23ZM26 124V123H25ZM28 124V123H27ZM32 124V123H31ZM37 124V123H36ZM46 124H43V125H46ZM51 124V123H50ZM64 124V123H63ZM67 124V123H66ZM111 124V123H110ZM113 124V123H112ZM122 124V125H121ZM238 124V123H237ZM240 124V123H239ZM245 123H243V124H241V125H243V127H245L244 129L245 130H247L248 129V127L249 126H251V124L247 127V129H246V124L244 125ZM7 125V124H6ZM10 125V123H8V126ZM17 125V127H18V123L16 124ZM38 125V124H37ZM48 125V124H47ZM94 125V124H93ZM115 125H113V126H115ZM224 125V124H223ZM226 125V124H225ZM1 126V125H0ZM7 126V127H8ZM19 126H21L20 124H19ZM64 126H65V124H64ZM63 126V127H64ZM68 126V125H67ZM66 126V127H67ZM80 126V125H79ZM98 126H99V124H98ZM101 126V125H100ZM107 126H108V124H107ZM109 126H111V125H109ZM119 126V127H120ZM126 126V125H125ZM138 126V125H137ZM254 127L256 126V125H253ZM6 127V126H5ZM10 127V126H9ZM13 127V126H12ZM12 127H10L11 129H13ZM48 127V126H47ZM51 127V126H50ZM53 127V126H52ZM51 127V128H52ZM77 127V126H76ZM112 127V126H111ZM116 127V126H115ZM133 127V126H132ZM178 127V126H177ZM254 127H253V129H254ZM0 128H2V127H0ZM44 128H46V127H44ZM81 128V127H80ZM89 128V127H88ZM91 128V127H90ZM118 128V127H117ZM121 128V127H120ZM227 128V127H226ZM225 128V129H226ZM250 128H252V126L250 127ZM249 128V129H250ZM10 129V130H11ZM63 129H65V128H63ZM92 129V128H91ZM109 129V128H108ZM111 129V128H110ZM112 129H113V127H112ZM111 129V130H112ZM116 129V128H115ZM129 129V128H128ZM228 129V128H227ZM7 130V129H6ZM4 131L5 133L7 132V131ZM9 130V129H8ZM9 130V131H10ZM44 130V129H43ZM48 130H49V128H48ZM53 130V129H52ZM67 130V129H66ZM76 131L77 130H79V129H75ZM86 130V129H85ZM84 130V131H85ZM135 130V129H134ZM236 130V129H235ZM255 130V129H254ZM1 131V133L3 132L2 131V129L0 130ZM13 131V130H12ZM45 131H47V130H45ZM44 131V132H45ZM75 131V132H76ZM112 131H114V130H112ZM121 131H123V129L121 130ZM128 131V130H127ZM126 131V132H127ZM137 131V128H136V130H135V132ZM179 131V130H178ZM238 131V130H237ZM251 131V130H250ZM50 132V130L48 131V132H46V133H49ZM78 132V131H77ZM81 132H82V130H81ZM88 132V131H87ZM93 132V131H92ZM102 132V131H101ZM105 131H103V133H104ZM107 132V131H106ZM130 132V131H129ZM236 132V131H235ZM253 132V131H252ZM251 132V133H252ZM255 132V131H254ZM11 133V132H10ZM72 133H73V131H72ZM86 132H84V133H82V134H85ZM93 133H95L96 134V132L94 131ZM107 133H110L111 134V131H109V132H107ZM119 133H122V132H120L119 131ZM134 133V132H133ZM137 133V132H136ZM50 134H52V133H50ZM68 134H70V133H68ZM74 134V133H73ZM76 134V133H75ZM79 134V133H78ZM87 134V133H86ZM100 134V133H99ZM99 134H98V136H99ZM124 134V133H123ZM127 134V133H126ZM125 134V135H126ZM129 134V133H128ZM247 134V135H246ZM3 135H6V134H3ZM12 135V134H11ZM22 135H24V134H22ZM80 135H81V133H80ZM90 135H91V133H90ZM105 135V134H104ZM107 135V134H106ZM106 135H105V137H106ZM118 135V134H117ZM0 136H2V135H0ZM25 136V135H24ZM44 136V135H43ZM57 136V135H56ZM71 136H72V134H71ZM68 136L69 138H73V137H76L77 136V134H76V136L74 135V136ZM85 136V135H84ZM87 136H88V134H87ZM96 136V135H95ZM111 136H114V135H111ZM111 136H109V137H111ZM122 136H124V135H122ZM4 137V136H3ZM64 137H66V136H64ZM100 137H101V134H100ZM99 137V138H100ZM104 137V136H103ZM120 137V136H119ZM49 138V137H48ZM52 138V137H51ZM53 138H54V136H53ZM61 138V137H60ZM59 138V139H60ZM68 138V139H69ZM77 138H80V137H77ZM86 138V137H85ZM91 137H89V139H90ZM96 138H98V137H96ZM132 138V137H131ZM0 139H2L1 137H0ZM23 139H24V137H23ZM27 139V138H26ZM25 139V140H26ZM50 139V138H49ZM58 139V140H59ZM74 139V138H73ZM83 136L81 137V141H83ZM86 139H88V138H86ZM86 139H84L85 141H86ZM105 139H107V142L109 143V141H108V137L107 138H105ZM111 139H113L112 137H111ZM121 139H122V137H121ZM135 139V138H134ZM53 140V139H52ZM98 141H99V143L101 142V140H104V139H102L101 138V140L100 139H97ZM115 140H116V137H115ZM118 140V139H117ZM132 140V139H131ZM64 141V140H63ZM66 141V140H65ZM71 141V140H70ZM73 141H75V139L73 140ZM77 141V140H76ZM79 141V140H78ZM77 141V142H78ZM81 141H79V143L81 142ZM92 141V143H96L97 141H96V139H95V141H94V139L93 140H91L90 139V142ZM94 141V142H93ZM105 141V140H104ZM112 141V140H111ZM110 141V142H111ZM114 141V140H113ZM169 141V142H168ZM21 142H22V140H21ZM21 142H19V143H21ZM23 142H24V140H23ZM61 142V141H60ZM84 142V141H83ZM118 142H120V141H118ZM122 142V141H121ZM25 143V142H24ZM28 143V142H27ZM26 143V144H27ZM59 143V142H58ZM66 143V142H65ZM68 143H70V142H68ZM78 143V144H79ZM85 143V142H84ZM89 143V142H88ZM102 143H103V141H102ZM107 143V144H108ZM111 143H114V142H111ZM156 144L157 146L159 145L160 146V148L161 147H163V148H166L167 149V147H169L168 145H173V153H172V155L168 158V160H167V162H166V165H165V168L164 169H162L163 171H161V169H160V167H158V170H157V168L155 169L156 170V172L155 173H153L152 175H151V177H148L149 175H148V173H147V177H148V179H147V181H149V182H151V184L149 185L148 183V187L147 188H149L150 190H151V188H152V192H148V191H146V189L147 188H141V184L142 183H140V182H142L139 178L142 176V173L144 172V170L145 171H147L145 168H146V162H147V160H146V162L144 161L145 159H143V153L148 149V148H151V147H153L152 146V144ZM13 144H15V143H13ZM54 144V143H53ZM52 144V145H53ZM98 144V143H97ZM101 144V143H100ZM99 144V145H100ZM105 144V143H104ZM115 144V143H114ZM118 144V143H117ZM16 145V144H15ZM22 145H24L23 143H22ZM59 145V144H58ZM72 145H74V144H72ZM81 145H83V144H81ZM111 145V144H110ZM116 145V144H115ZM131 145V144H130ZM1 146V145H0ZM20 146V145H19ZM27 146V145H26ZM30 146V145H29ZM86 146H87V143H86ZM90 146H91V144H90ZM97 146V145H96ZM108 146V145H107ZM151 146V147H150ZM11 147V146H10ZM85 147V146H84ZM87 147H89V146H87ZM106 147V146H105ZM109 147V146H108ZM113 147V146H112ZM131 147V146H130ZM55 148V147H54ZM86 148V147H85ZM101 148V147H100ZM117 148V147H116ZM156 148V147H155ZM154 148V149H155ZM170 148V147H169ZM1 149V148H0ZM7 148H5V150H6ZM14 149V148H13ZM15 149H16V147H15ZM19 149H20V147H19ZM30 149V148H29ZM52 149V148H51ZM57 149V148H56ZM110 149V148H109ZM109 149H106V150H108L109 151ZM159 149V148H158ZM162 149V148H161ZM160 149V151L162 152V150H164V149H162L161 150ZM165 149V150H166ZM172 149V148H171ZM18 150V149H17ZM17 150H15L16 152H17ZM50 150V149H49ZM48 150V151H49ZM62 150V149H61ZM118 150V149H117ZM10 151V150H9ZM12 151H14V150H12L11 149V152ZM20 151V150H19ZM18 151V152H19ZM30 151H31V149H30ZM33 151V150H32ZM83 151V150H82ZM151 151V150H150ZM168 151V150H167ZM167 151H166V153H167ZM8 152V151H7ZM44 152V151H43ZM87 152V151H86ZM111 152V151H110ZM152 152H153V150H152ZM152 152H150V153H152ZM165 152V151H164ZM13 153V152H12ZM63 153V152H62ZM149 152H148V150H147V154H148ZM156 153V152H155ZM158 153H159V151H158ZM166 153H164L165 154V156H166ZM7 154V153H6ZM8 154H9V152H8ZM22 154V153H21ZM31 154H33V152H31ZM43 154V153H42ZM109 154V153H108ZM114 154H116V153H114ZM162 154V153H161ZM9 155H11V153L9 154ZM16 155H17V153H16ZM15 155V156H16ZM19 155V154H18ZM24 155V154H23ZM110 155L112 156L113 155V153L111 154L110 153ZM149 155V154H148ZM151 155V154H150ZM168 155V154H167ZM14 155H13V157H15ZM21 156V155H20ZM29 155H27V157H28ZM43 156V155H42ZM61 156V155H60ZM63 156V155H62ZM117 156V155H116ZM11 157V156H10ZM19 157V156H18ZM17 157V158H18ZM24 157V158H23ZM22 158L24 159V161H25V157L26 156H23ZM41 157V156H40ZM59 157V156H58ZM91 156H89V158H90ZM166 157H168V156H166ZM12 158V157H11ZM29 158H31V157H29ZM29 158H27V159H29ZM32 158H33V155H32ZM113 158V157H112ZM150 157H148V159H149ZM12 159H14V158H12ZM19 159H21V157L19 158ZM15 160H17L18 161V159H16L15 158ZM27 162H28V160H26ZM113 161H114V158H113ZM112 161V162H113ZM21 162V161H20ZM26 162V163H27ZM129 162H128V164H129ZM28 163H30V162H28ZM27 163V164H28ZM3 164V163H2ZM33 164V163H32ZM77 165V164H76ZM11 166V165H10ZM78 166V165H77ZM122 166V165H121ZM5 167V166H4ZM3 168V167H2ZM81 168V167H80ZM109 168V167H108ZM122 168V167H121ZM20 169H21V167H20ZM69 169V167H67V170ZM8 170V169H7ZM128 170V172H130ZM154 170V169H153ZM1 171V170H0ZM6 172V171H5ZM16 172V171H15ZM148 172V171H147ZM7 174V173H6ZM16 174V173H15ZM8 176V175H7ZM144 176H146V175H144ZM27 178V177H26ZM139 179V180H138ZM144 180H146V179H144ZM0 182H1V180H0ZM125 183V182H124ZM134 185V184H133ZM243 187V188H242ZM132 188H133V190H132ZM260 188V189H259ZM245 190V194L243 195V192H242V190ZM148 190V189H147ZM146 191V192H145ZM140 193V194H139ZM145 193V194H144ZM126 197H128V196H126ZM40 199H42V198H40ZM143 201V202H144ZM146 202V201H145ZM124 206V205H123ZM125 218V217H124ZM121 220V219H120ZM117 222V221H116ZM119 223V222H118ZM116 224V223H115ZM114 224V225H115ZM139 224V223H138ZM132 227V226H131ZM116 228V227H115ZM114 228V229H115ZM127 228V227H126ZM10 232V231H9ZM129 232V231H128ZM250 232V233H249ZM3 235H5V234H3ZM136 235H137V233H136ZM135 235V236H136ZM123 236V235H122ZM244 239H246V241H252L253 239H254V241H256L257 243H259V245H260V247L259 248H252L250 251L252 252V254H251V257L249 258V259H247V260H245V259H241V258H244L243 257V255L245 254V252H247L248 250H249V248H251V247H248V245L246 244V246H241L240 244L238 245V243H241V241L242 240H244ZM12 240H13V238H12ZM122 240V239H121ZM138 241V240H137ZM135 243V242H134ZM133 243V244H134ZM126 244V243H125ZM137 245V244H136ZM9 246V245H8ZM127 246V245H126ZM120 247H122V246H120ZM125 247V246H124ZM130 248V247H129ZM115 249V248H114ZM128 249V248H127ZM3 250V249H2ZM109 252V251H108ZM7 253V252H6ZM110 254V253H109ZM218 254H220V255H218ZM224 255V254H223ZM197 256H198V258H197ZM222 256V255H221ZM226 256V255H225ZM228 256V255H227ZM224 257V256H223ZM229 257V256H228ZM228 257H225V258H228ZM197 258V259H196ZM248 258V257H247ZM240 259V260H239ZM238 260H239V262H238ZM111 262H112V260H110ZM10 264V263H9ZM195 264H200L199 263V261L197 262V263H195Z\"/></svg>",
  "mask_w": 264,
  "mask_h": 264
}]
</instances>
